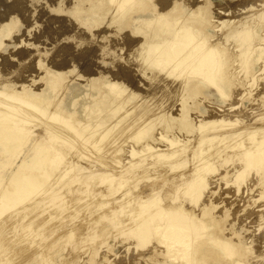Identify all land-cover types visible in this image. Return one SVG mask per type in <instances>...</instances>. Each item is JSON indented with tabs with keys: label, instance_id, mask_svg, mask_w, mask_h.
<instances>
[{
	"label": "rangeland",
	"instance_id": "1",
	"mask_svg": "<svg viewBox=\"0 0 264 264\" xmlns=\"http://www.w3.org/2000/svg\"><path fill=\"white\" fill-rule=\"evenodd\" d=\"M136 1H138V0H135V2ZM142 1L144 4L142 3L141 7H143V8H141L139 10V7H138L137 12H136V14H138V12L141 11L140 12L141 14L139 13L141 15V17H140L134 13L131 14V13L125 12L122 10V8L117 9L116 6L114 7L115 1L111 2L108 0H0V25H1L0 26V37H1L0 38V91L1 92L0 93L4 92L7 94V91H8V94L11 95V93H12V95L14 94L13 95L14 97H17V98L19 97V99H20V97L22 99H23V97H25L26 99H24V100H28L30 102H31V100H33V103L34 104L37 103V105L40 102H42V103H46V102L49 103L50 102L51 104H47V105H50V106H47L48 109L50 108L49 110L51 112H57L55 114L59 118L66 117V118H63V120H65V119L67 121L69 120L68 122L74 128H77L79 126L76 129L77 131L82 126L83 128H81V130H80V131H82L81 132L82 135H83V133L86 134L88 131L95 130L93 136L91 138H89V141L91 140L90 142L92 143V145L89 144L90 148H88V149H90L91 151L94 150L93 152H91L89 150V152H91V154H92V155L90 154L91 156L99 157L98 156V154H99L102 156V159H105V160H103L104 162L102 161V163L103 164L106 163L105 164L106 167L102 164L104 166V168L102 166L101 169H98V167L91 166V168H94L92 170L90 168V166H87V163H84L85 161H83L81 163L82 160L75 157V153H74L75 145H74V143H72L71 145L69 143L68 144L66 143L68 145V147H66L67 145L65 147H63V148H66V150L63 151V149H61V151L60 150H59V152L57 151L58 154L61 153L59 156L61 157L62 162L66 163L65 162V159H66L67 162L69 161L71 164V167L68 170L69 172L65 171L66 173L68 172V174L65 175L66 176V178H64L65 180H61L60 183L56 184V186H55V188H57L59 186L57 188V190L59 188L60 189L62 188L63 194H62L61 190L59 189V191L61 193L58 191L59 193H56V196L54 195V197L51 198L50 201H45L46 203L45 202L40 203L42 206L44 205L46 208L45 207L43 208L40 204H36L39 199H37L38 196L32 197L33 193H31L32 196L29 195L23 199V200H25V202L24 201L19 202V203L22 202L24 205L23 204L18 205L19 203L17 202L18 204H14L17 206H14V208H13L12 206L7 207L8 206L7 203H9V202H6V205H7L6 207H4V206L1 207L2 204H0V210L2 211L4 209L2 211L3 215H1L2 213L0 211V213H1L0 214V226H2V227H0V249L2 248V250H0V259H1L0 264L1 263H3V264H8V263L9 264H162L164 261H165V264H168V263L172 264L174 262L176 264V261L171 260V258H169L168 255H166L167 257L164 256L165 254H163V252H165V251L161 252L162 248L159 245L160 238H158L159 237L158 233L154 232L153 233L154 237L150 236L148 239V242L142 243V242H140V240L138 238L135 237V234H132L130 232L131 229H133L134 227H132L131 229L129 228L130 230L128 231V230H126L128 227L123 226L122 223H123V221H125V218H127L124 216L125 215L131 216L133 213V211L131 209H133V210L135 209L136 212H139V207L137 206V204H140V203L142 204L143 198L141 196H146V197H144L145 200L146 199L151 200L153 198H156L157 200H159V202L161 201V204H163V202H166V200L162 201V199H167V197L165 198L166 195L167 196L171 195L173 197L176 196L175 194H173L175 192L174 185L178 184V183H176V178H177L176 175L179 172L180 173L182 172L184 174L183 177H185V174L187 175V173H189V171H188L189 167L190 168L192 167L191 162L194 161L193 159H196V156H197L194 153L195 151L197 152L199 149H202V148L206 149V151H207L208 147H211V146L216 147L219 145L222 146V145H227V144H228V146H230L233 143H235L234 140L238 139L239 137L241 138V140L239 138L238 141L239 140L243 141L245 138H247V137L242 138L241 136H238V138H231L230 139V137H228V134H231L230 131L231 132L232 131H244V132H250L251 131V133H253V136H255L254 139L255 138L257 139L261 135V133L259 131L262 129L264 130V126L262 127V125H264V121H263L264 120V118H263L264 117V77H262V76H264V75H262V74H264V69H263V66H264V0H141V2ZM145 2H146V4H145ZM147 4H149V6ZM125 7H126V5H125ZM125 7H123V8H125ZM145 7H147L148 10L151 11V12H149V13H151V15H145V10H144ZM152 7L154 8V10L152 9ZM248 7H251V11L249 10L250 8H248ZM147 8H146V10H147ZM124 14L127 16H125ZM157 14H166L167 16L169 15L168 17L167 16L163 17L165 19H168V21L173 20V18H175L177 23H176L174 28L179 27L182 22H183L182 24L184 26H186V25L188 26L189 23H190V25L193 23H196L197 25L202 26L201 34H199L198 32H195L196 34L197 33L199 34V35L197 34L196 37L202 38L201 37L202 33L205 32L204 33L206 35V37L204 38L205 44L206 43L207 44H209V43L210 44H215V43L218 44L219 43L220 44L219 48H218V45H216L217 50L218 49L223 50L225 52V55L228 54L227 56H229L228 57L229 59L227 58L228 61H230L231 63L234 62L233 63L234 65H231L230 69L226 73L227 77L230 81V82L227 81V84L225 85V90H227L225 92H227V94L223 93V95H221L216 90H214L213 87L208 86V89H207L208 91L206 92V94H202V93L198 94L197 93L196 95H192L191 98L189 97L188 101L186 103L184 102L185 105H187L191 108L188 111L187 119L188 120L190 119L191 124H193V123H195V124L193 127L194 130H192V132H188L189 134L188 133L186 134V133L180 131L181 132L180 135L182 134L183 137L181 136V138L178 139V141H177V138L180 137L178 132H179V130H182L181 127H178V126H180L179 123H181L179 121L184 119L182 117L183 116L182 110H180V109H182V107L180 106L181 102L183 101V98H181L182 94H179V93L175 94V89H172L169 87L165 88L166 85L168 86V84L173 83L172 82L173 80L171 81V80L166 79L167 78V77H165L166 75L163 76V74H160L159 76L157 75L156 77H153V76L151 77L152 73H150L151 71H149L147 32L150 31V28H152L153 26H157L158 23L154 25V23L157 21L153 19L155 16H157ZM251 14H252V16H251ZM122 15H124V16H122ZM170 16L172 18H170ZM123 18H124V20H123ZM128 19H130V21ZM146 20H148L147 22L151 21V25L147 26ZM189 21H191L193 23H191ZM168 23L171 24L173 22L170 21ZM240 42H241V44H240ZM246 42H247V44H246ZM249 43H250V46H249ZM244 46H246V48ZM242 47H243V49H242ZM212 48L216 49L215 47H212ZM244 52H248L249 55H248V53H244ZM237 53H239V54H237ZM239 55H241V56L239 57ZM243 56L245 57V60H244ZM145 58H146V60H145ZM256 58H259V59H256ZM257 60H259V61H257ZM245 61H247V63ZM28 66H29V68H28ZM243 66L248 67V69L244 68ZM250 66H251V68H250ZM243 69L245 70V72ZM250 69L252 70L251 73L254 72L253 74L250 73ZM246 70L247 71L249 70L248 73H246ZM236 73H237V75H236ZM57 74H58V76H57ZM236 76H238V77H236ZM246 77L248 79H250L249 81L253 82V84L251 82L247 83ZM159 79H161V80L159 81ZM48 81H50V82H48ZM111 81L113 83H115L116 85L119 84L117 87H115L116 86L115 85L113 90H112V91H114L113 92L114 95L113 94L111 95V93H110L111 90L108 88L109 85L112 84ZM163 81H165V83ZM232 81L234 84L231 83ZM159 83L161 84L160 86H158ZM240 84H244V85L242 86ZM53 85H54L55 89H54ZM105 85L107 87H105ZM155 85L157 87L156 90H154L156 88ZM50 86H52V87L50 88ZM56 88L58 89V91ZM168 88L170 89V92H169V90L167 91ZM21 89H23V90H21ZM10 90H12V91H10ZM22 91H23V93H22ZM108 91H110L109 92L110 94L107 93ZM163 91H165V94L163 93ZM118 92H120V93H118ZM38 93H40V94L38 95ZM105 93L107 95H105ZM117 93L119 96H116ZM22 94H23V96H22ZM159 94L162 97L159 96ZM167 94L168 95L173 94V95H171L169 97ZM31 95H36V96L32 97ZM43 96H44V98H43ZM174 96H175V98H174ZM108 97H110V98L108 99ZM120 97H122V98L120 99ZM255 97H257V98H255ZM51 98H53V99H51ZM64 98H65V100H63ZM96 99H97V101H96ZM110 99H112V100L110 101ZM175 99H176V101H175ZM66 100H68V102H69L67 109L69 108L68 110L70 112L63 107L64 106L63 104H65L67 102ZM106 100H108V101H106ZM114 100H116V101H114ZM171 100H174L173 101L174 105L171 104L172 103ZM253 100H254V102H253ZM36 101H38V102H36ZM62 101H64V102H62ZM160 101L162 102V104ZM255 101L257 102L256 105L254 104V103H256ZM91 102H92V104H91ZM168 102H169V104H167ZM114 103L115 104L117 103L118 105L116 104L114 106ZM121 103H122V105H120ZM88 104H90L91 106ZM101 104H104L105 107H104V105H101ZM39 105H41V104H39ZM96 105H97V109L95 107ZM82 106H84V107H82ZM88 106H90V110L93 111L94 114L90 110H88L89 109ZM122 106H123V108H122ZM166 106H168L169 108L172 109V110L170 109L168 111V113H167V110L169 108L168 107L166 108ZM92 107H94V108H92ZM100 107H101V111H98L100 109ZM157 107H158V109H157ZM251 107H252V109H251ZM120 108H121V110H120ZM103 109H105V110H103ZM163 109H165L166 111ZM61 110L64 112H62ZM106 110H107V112H106ZM110 110H112V111H110ZM117 110H119V111L117 112ZM232 110H235V111H232ZM154 111L156 113H152ZM213 111H215V112H213ZM230 111H232V112H230ZM255 111L257 113H259V111H260V115L257 114ZM100 112H101V114H100ZM102 112H104V113H102ZM113 112L115 114H113ZM216 112H218V114H220V117ZM86 113H88L89 115ZM107 113H108V115H107ZM139 113L140 114L142 113L143 116L140 115ZM68 114H70V116ZM96 114H99L100 116L97 115V117H94V116H96ZM152 114H156V115H152ZM171 114H172V116H171ZM211 114L214 116H212ZM74 115H75V117H74ZM90 115H92V116H90ZM165 115H167V116L164 117ZM88 116H90L91 118ZM134 116H137L138 118H136ZM168 116H169V118H168ZM201 116H202V119H201ZM215 116L216 117L218 116L220 119L218 117H217V119L221 120V122L220 121L218 122V120L215 119L216 118ZM122 117H123V119H121ZM245 117H246V120L244 121ZM88 118H90V119L93 118V119L90 121V119H88ZM117 118H119V119H117ZM132 118H134V119H132ZM165 118H166V120H164ZM178 118H180V119L178 120ZM260 118H261V120L262 119L263 120L261 121ZM85 119H87V121ZM138 119H139V121H136ZM153 119H155V120H153ZM167 119L169 121H171L172 123H176L174 125V128L169 129V130L163 129L164 128L163 121L165 123V122H167ZM241 119H242V121H241ZM75 120L77 121V123H79V122H82V123H79V125L77 126ZM104 120H105V123H103ZM152 120H153V122L154 121H156V122L153 123ZM158 120H160V121L163 120V121L157 123ZM194 120H196V121H194ZM197 120H200V121H197ZM206 120H209L208 121L209 125L205 124V123H207ZM211 120H212V123L215 125H213V126L211 125L212 124ZM214 120L217 123H214L215 122ZM224 120H226V121H224ZM237 120H239V121H237ZM58 121L59 120L57 119L56 122L55 121H53V122H55V124H56V123H59ZM97 121L101 122V124L95 125L98 123ZM107 121H108V123H107ZM110 121L111 122L114 121V122L111 123ZM235 121H237L236 123H238L240 121L241 122L236 125ZM146 122H147V124H146ZM149 122H151V123L149 124ZM242 122H245V123H242ZM257 122L260 123V125ZM261 122H263V123H261ZM127 123H130V124H127ZM132 123H134V124H132ZM142 123L144 124V126ZM161 123H162V126H161ZM200 123H201V126H200ZM218 123H220V124H218ZM226 123H231V124L235 123V125H231V126H233V127L236 126V127H234V128L231 126L229 127V125H226ZM246 123H248V124H246ZM85 124H86V126H85ZM105 124H107V125H105ZM108 124L110 125V127L112 129L109 127ZM113 124H115V125H113ZM135 124H137V125H135ZM151 124H153V125H151ZM156 124H158V125L156 126ZM242 124H246V126L242 125ZM250 124H254V125H250ZM93 125H94V127H93ZM176 125H177V127H176ZM205 125L206 126L208 125V126L205 127ZM248 125H250V126L247 127ZM256 125H257V127H256ZM104 126H106V127H104ZM131 126H133V127H131ZM136 126H138V127H136ZM147 126H149L151 128H149V127L146 128ZM217 126H220V127L222 126L221 127L222 132H221V130H219L220 128ZM238 126H240V128ZM253 126L255 128H253ZM144 127H145V129H144ZM157 127H163V128H157ZM175 127H176V129H175ZM196 127H197V129H195ZM199 127H204L207 131L204 128L199 130ZM250 127H252L253 130ZM84 128L86 130H83ZM108 128H110V129H108ZM116 128L119 130L117 131ZM121 128H125V129H122V131H121ZM127 128H129L128 131H126ZM178 128H179V130H178ZM246 128L249 131H245ZM31 129H33V128H31ZM31 129L28 130V131H30V134H28L29 132L26 133L27 134L26 136H28L27 141L24 142V145L22 144L23 146L20 145L21 148L19 147V149H21V150L18 149V151L15 153H8V152H3V150L0 148V171L2 169L3 164H4V166L6 165L5 166L6 170H7V168H9L10 171L16 170L17 167L24 162L23 160H21V159H23L22 158L23 153H24V155H25V153H27L25 156L32 153L33 149H31L32 148L31 144H33V142L36 144V142L34 140H35L36 136L38 135V134L35 135V131H36V133H38L37 131H40V129H38L37 126L32 130L33 132L31 131ZM140 129L143 131H142L140 137L137 138L135 135L137 134V136H138V132H136V131L137 130L140 131ZM160 129H162V130H160ZM173 129H175V130H173ZM211 129H215L218 131H214ZM227 129H230V131ZM153 130L158 131L156 133H160L162 135L165 134V136L167 134L166 131H168L169 133L171 132L173 135L175 133L174 137H171V136H173L171 133L170 134L168 133L169 135H171L170 136L171 138L169 137V135H167L168 137L166 136L168 140L175 139L174 142L172 141L173 145H169L168 142H165L166 139L164 136L163 139H165V140H163V139L161 140L164 143H162L161 141H158L159 144L156 145L157 148L156 147L155 148L156 149H163L161 152H164V154H167V152L170 151L171 147H173L170 152H172L173 150L175 151V149H176L177 152L179 154H181L180 157H178V158H180L179 162L181 164H178L179 166H178V169L176 171L177 174L175 172L173 174V172L169 173V172L164 171L165 168H162V166H164L166 164V162L164 163L161 161L166 160V158L162 160L161 159L162 156H161V158L158 156L156 157L157 153H161L160 151H158L155 154H153L151 151L150 152L148 151L150 153L149 154L147 152L149 154L148 155L146 153L147 150L146 151L144 150L145 146H144V148L142 146L145 142L140 143L143 141L144 138L145 139L147 138L146 137L147 135L149 136V133H150V135H153V133H151ZM163 130L165 131L164 133H162ZM176 130H178V131H176ZM195 130H197V131H195ZM225 130L229 133H227ZM80 131H79V133H80ZM98 131H99V135L97 136ZM148 131H149V133H148ZM212 131H214V133ZM118 132H122L123 134L120 135V134H118ZM31 133H33L34 135ZM88 133L86 134V136L88 135ZM114 133L116 135H114ZM125 133H127L128 135ZM192 133H193V135L195 134L196 139H197V137L203 136V138H202L203 140L199 139L200 141H202L200 148H199V143H198L199 141H197L195 139V137L193 135H191ZM201 133H202V135H201ZM225 133H227V134L223 135ZM109 134H111V136ZM117 134L120 137H118ZM124 134H125L124 137H126L128 139L123 137ZM219 134H222V135H219ZM102 135H104V136L102 138H100ZM130 135H132V136H130ZM186 135H188V136L191 135V137L188 138V136H186ZM115 136H117V137H115ZM184 136H186L188 139ZM210 136H213L214 138L210 137ZM121 137H123V138H121ZM209 137L213 138V140H214V142H216V144L212 140H211L212 142L211 141L210 142L213 144H211L208 140ZM223 137H224V139H223L222 143L217 144L219 139H222ZM40 138L42 139L43 137H40ZM119 138H121V139H119ZM141 138H142V140H141ZM32 139H34V140L32 141ZM45 139L48 141L47 138H45ZM112 139L115 141H112ZM116 139H118L119 141L118 140L116 141ZM133 139L135 140V142ZM145 139H144V141H145ZM191 139L193 140V142ZM226 139L228 142L226 141ZM44 140L38 141L39 142L38 146L43 144V142L46 143V140L45 141ZM106 140H108V141H106ZM123 140L126 142L123 143ZM179 140H180V142H179ZM57 141L60 142L62 140L56 139L54 141L55 143H53V146L54 145L56 146ZM100 141H101V143H98ZM194 141H197V142L194 143ZM231 141H233V142H231ZM248 141L250 142L251 140L245 139L243 145L244 144H245V146L249 145ZM119 142H121V143H119ZM131 142H133L132 145H131ZM189 142H191V143L189 144ZM134 143H136L135 146H134ZM147 143L151 144V142H147ZM165 143H168V144H165ZM180 143H183V144H180ZM186 143H188L189 145H192L191 146L192 148H189L190 146ZM196 143L198 144V147H197ZM207 143H209V144H207ZM223 143H225V144H223ZM98 144H100V145H98ZM108 144H109V146H107ZM114 144H116V145H114ZM140 144H142V145H140ZM160 144L161 145L164 144L166 147L163 146V147H165V148H163ZM94 145L95 146L97 145L98 147H100L102 153L105 152V154H104L105 156L102 155V153L100 152V149L97 151L98 154L95 155L94 153H96V151L94 149ZM130 145L133 146L134 148L131 147ZM181 145L183 147L182 149H184V147L187 145L184 149L185 152H182L179 150V148L181 149ZM206 145L208 147H205ZM110 146H112V149L110 148ZM150 146H154V142H152V144ZM169 146H171L170 149H169ZM120 147H122V148H120ZM241 148H243V147H241ZM104 149L105 150L107 149L106 151L108 153ZM126 149H128V150H126ZM137 149H141V150H137ZM203 149H202V151H204ZM225 149L223 148L224 152L222 151V153L218 155V158H214L213 161H212V159L211 160L209 159L208 161L210 163H212V165H213V162L215 160L214 167L217 170H215L212 174H214L215 172L217 174L220 172H224L225 169H226V171L229 170L226 174L227 177L224 179V180H228V182H227L228 184H224L223 183L224 181L222 182V180H221V183H223V184H221L219 182V185H215L214 183L212 185V183H209V185H207L208 188L210 186H214V187H212V188L210 187L209 189H212L210 191L208 188L204 189L205 193L203 191V194H202L203 196L202 195H201L202 197L200 196L201 200L199 198L198 199L199 201L194 203V205H192L193 207L194 206L195 207L199 206V207H196V208L191 209V210L195 211L194 213L197 214V216H199V218L201 217V220L204 218L203 219L204 222L207 221L206 223L208 224V222H209V224H210V225L208 224L204 228V230L205 229H207V230H205L206 232L203 233L204 235L202 237L208 238L207 237L208 234L212 233V231H213L212 234L215 235V232H216V233H218V234H216L218 238H223L222 234L224 233L223 235L225 237L223 239L225 240L226 238H230L231 240L230 239H228V240H229V242L232 241V243L230 242L231 245L235 244L236 247L234 246L235 248L234 247L233 248L236 251L232 248L235 251V254L233 255V252H232L231 255L226 256L224 254H220V251H221L220 250L217 255H215V253L211 254L213 256V257L210 256L211 258L206 257V259H205V256H204L203 259H205L206 262H204V260L202 259L203 260V261L201 260L202 263H199L197 261L196 264H203V262L205 264L206 263L207 264H221L222 261H224V262L226 261L225 263L223 262L222 264H232L234 261L233 258L235 259L237 254L239 256L243 254L241 256L240 260L242 259L243 256L247 257V258L243 257L244 259L241 260V262L243 260L245 261V262L243 261L244 264H259L260 262H261V264H264V262H263L264 261V244H263L264 243V241H263L264 240V234H263L264 233V221L262 220V218L264 219V214H263L264 211L255 210V209H257V207L254 208L253 204H252L253 206H250L251 202L249 201V200H251V199H249L251 197L254 200L256 198L257 193H259V192L264 193V186L263 185L260 186L259 184H257V182H259L261 180H263L262 182H264V173H263L264 172V169H263L264 164L262 165L261 169H258V171L255 168L250 169L249 170L250 172L246 171L244 174L245 177L243 176L240 178L241 180L243 178H246V179H243L241 182H239V180H238L239 178L235 180V172H234L235 169H238V167H236L237 164H238V166L240 164V163H238L237 159H235L236 157H234V156H236V154L238 152H237V150H235V148L234 149L232 148L234 151L230 147L225 148ZM72 150H73V152H72ZM115 150H116V152H114ZM134 150L135 151L137 150V151L134 152ZM132 151L134 152V154H132ZM139 151H141V152H139ZM165 151H167V152H165ZM65 152H70L71 156L68 153L65 154ZM177 152H176V155H177ZM136 153H138V154H136ZM143 153H145L144 154L145 156L143 155ZM62 154H64V155H62ZM139 154L141 155V157L143 159L142 158L140 159ZM190 154H191V156H193V155H196V156H193V158H192L191 156H189ZM231 154H232V157H231ZM65 155H66V158H65ZM184 155L189 159H187ZM223 155H224V157L225 156H227V157L224 158ZM16 156H18V157H16ZM111 156H113L112 160H111ZM153 156L156 158L151 159ZM209 156H211V155H209ZM12 157H13V160L16 158L14 160V162H12ZM103 157H107L110 159H108L109 161H106L107 159L103 158ZM132 157H135L137 159L139 158V160L134 159ZM146 157H147V159H146ZM148 157L149 158L151 157V158L149 159ZM219 157H221V159H219ZM4 158H6V159H4ZM70 158L72 160H70ZM222 158L224 159V162H225L224 164H223ZM227 158H228L227 161L229 162V163L227 162L228 165L225 161ZM145 159L147 161H149V160H151V161H149V162L144 161ZM9 160L11 161V163ZM73 160H75V162H76L74 164V166L76 168L74 166H72L73 165L72 163H74ZM79 160H80V162H79ZM110 160H111V162H110ZM113 160H115L116 163H112V162H114ZM130 160H133V161L131 162ZM153 160L155 162H153ZM125 161H127V162H125ZM138 161H139V163H138ZM217 161L219 162V164H220V162H222L223 165H219ZM231 161L234 163H232ZM7 162H9L8 163L9 165L6 164ZM77 163L78 164L81 163V165H78V168H77ZM107 163H109V164H107ZM121 163H125L123 166L121 165L123 167V170L126 169L125 171H123L121 169L122 167L119 165ZM133 163L135 164L134 166H133ZM136 163H138V165ZM59 164L61 167H57V168H62L63 163L62 164L59 163ZM113 164L115 165L114 169H116L115 170L116 172L112 168V167H114ZM141 164L145 165V166H142ZM148 164L150 166L152 165L153 167H150ZM216 164L218 165L217 167H216ZM229 164L231 166H229ZM10 165H12V166H10ZM232 165H234V166H232ZM84 166H85V168H84ZM119 166H120V169H119ZM136 166H138V168ZM226 166H227V168H226ZM117 167H118V169H117ZM126 167L129 170H127ZM134 167H135L134 170H136V169H138V170L141 169V170L139 172L136 170V172H135L133 170ZM143 167L144 168L146 167L145 169L150 167L149 169L152 171H149V169L146 170L147 173L149 172V175L148 174L146 175V173L144 171L145 169ZM182 167H183V169H181ZM229 167H231V168H229ZM73 168H75V169L73 170ZM79 168H80V172H82V173L78 172ZM179 168L181 169V171H179ZM89 169H90V171H95V170L97 171V172L95 171V173L93 175H91V177L92 178L98 177L97 178L98 182L95 180L96 178H94V180H92L93 182L91 181L90 178H88L90 181L87 179V176L90 175ZM111 169L113 170V172L112 171L110 172ZM98 170L99 171L101 170V172L99 173ZM117 170H120V171L122 170L123 172L122 171L120 172ZM159 170H161L162 172ZM107 171L110 173V175L107 174ZM131 171H132V173H131ZM155 171H159L158 173H164V174H161V176L158 177V175H160V174H157V172L155 173ZM74 172H76V173H74ZM134 172H135V174H133ZM247 172H248V174H247ZM257 172H259V173H257ZM7 173H8V171H7ZM7 173H6V175L3 174L2 177L0 178L1 179L0 183H2V184H0V188H4L7 184L6 182L10 179V177H8ZM69 173H70V175H69ZM96 173H99V174H96ZM113 173L114 174L117 173V174H115L116 177L111 176V175H113ZM125 173L129 177V178L128 177L125 178V180H130V181H125V180L123 181L124 177H126ZM139 173H141L142 175ZM216 173L214 176H217ZM236 173H238V171ZM75 174H78V175H75ZM80 174H82V175H80ZM103 174L106 177L108 175V178H105L103 176ZM123 174L125 176H123ZM154 174L156 176L153 178L152 176H154ZM72 175H74V176H72ZM85 175H87V176H85ZM94 175H96V176H94ZM173 175H175V178L172 177ZM120 176H123L122 177L123 179H119V178H121ZM137 176H141V177H137ZM162 176H165V177H162ZM168 176H171V178H169ZM214 176L208 175V179L210 177L213 178ZM230 176L231 177L233 176V177L231 178ZM101 177H102V179H101ZM166 177H168V178H166ZM2 178H3V180H2ZM53 178L55 179L56 176L53 175ZM74 178H75V180H73ZM83 178H85L84 181H83ZM110 178H112V180H109L110 181L109 182L108 179H110ZM114 178H118L119 183H117L118 179H114ZM137 178H138V180H137ZM165 178H166V180H165ZM48 179L49 180H46L47 184H48V182H51V181L53 182V180H54V179L51 180L50 178H48ZM99 179L101 182L99 181ZM145 179L146 180H149V179L153 180L154 179L155 182H154V180L153 181L151 180L150 181L151 183L149 184V182L145 181ZM169 179H170V182H172L174 179L175 180L171 184L169 182ZM178 179L179 178H177V180ZM66 180H67L68 184L70 183V181L73 180V182H71L72 187H75V185H76L75 182H78L76 185V188L72 189V187H70L71 186L70 184L68 186L66 183ZM133 180H136V181H133ZM164 180L166 182L168 181L169 184H165L166 182ZM233 180H235V182L236 183L238 182V183L236 184L235 182H232ZM105 181H107V182H105ZM131 181L133 183H131ZM80 182H82V185ZM90 182L92 184H90ZM112 182L114 183V185ZM129 182H130V184H129ZM139 182H141L143 184V188H145V189L141 188L142 184L141 183L139 184ZM247 182L249 184H246ZM93 183H95V184H93ZM146 183H148L149 185L146 186L147 185ZM157 183L159 186L157 185ZM173 183H175V184H173ZM179 183H181V181ZM232 183H233V185H232ZM241 183H243L245 185H242ZM251 183H253L252 185H254L253 190L254 189L256 190V191L252 190L256 194L255 196L253 195L254 193H252V191H251L252 194L251 193L247 194V190L245 191L246 187L251 185ZM78 184H80V186ZM98 184H99V186L101 184V187H103L104 190L101 189V187H98ZM105 184H109V185H105ZM121 184H122V187H121ZM125 184L127 186L131 185L132 187L131 186L127 187ZM60 185H63L64 188L66 187L65 189L67 190V192ZM91 185H92V187H91ZM94 185H96V188L94 187ZM134 185H136V186H134ZM138 185L141 186V187H139L140 189L137 188ZM150 185L153 188H156L157 190L154 189L153 196L152 197L150 196L147 198V195H145L146 194L145 192L147 191L146 189H149ZM156 185H157V187H156ZM165 185H168V187L166 186L167 190L164 189ZM43 186H48V185H43ZM82 186L86 187V188H83L85 191L84 193H83ZM89 186H90V188H89ZM104 186H106V187L108 186L107 187L108 191L106 190V187H104ZM113 186H115V187H113ZM123 186L126 188H124ZM151 186H150V188H152ZM217 186L219 188L215 189V188H217ZM220 186L225 187V188L223 189ZM234 186H236V187H234ZM117 187L119 188L118 189L119 191H116ZM120 187L123 189V192H120L122 190ZM134 187H136V188H134ZM179 187H178L179 190H178L177 200L182 198L181 192H180V189H182V185H180ZM69 188L71 189L70 190L71 192L69 191ZM129 188H130V190H129ZM172 188H174V189H172ZM239 188H241V189H239ZM260 188L262 189V191L259 190ZM87 189H89V191ZM90 189H91V191H93L95 193L93 194V192H90ZM94 189H95V191H94ZM109 189H111V190H109ZM124 189L125 190L127 189V191H125ZM142 189H143V191H141ZM237 189H239V190H237ZM242 189H244V190H242ZM101 190H103V191H101ZM137 190H138V192H136ZM161 190H163L164 192L162 193ZM215 190H217V191H215ZM109 191H110V193H109ZM133 191H134V193L135 192L136 193L134 194ZM165 191L166 192L170 191V192H168L166 194ZM171 191H172V194H171ZM211 191H213V193L210 194L209 200L213 196H215V197L212 198L213 203L212 202H211L212 204L210 203L211 207L210 206H208V207L209 208H212V206H215V207L218 206V207L217 208L214 207L213 212H211L212 211L211 209H209V211H208V207H206L207 210L204 209V211L206 210V212L204 213V211H203L201 213L200 209H199L200 205L204 204L205 202L207 203V195H208V192H211ZM232 191H235V192H232ZM72 192H76V194H79V192H80V194L76 195L75 193H72ZM88 192H89V194H88ZM104 192L106 194H110V196L109 195L103 196L105 194ZM127 192H128V194L130 193L129 196H127V194H126ZM179 192H180V194H179ZM217 192H219V193H217ZM221 192L222 193L231 192V193H229V196H230V194L231 195L238 194L236 196V198L239 196L238 200H240V201L239 202L235 201L234 205H233L232 201L227 200V197H225L223 199V202H221L222 201L221 199L223 198V196H222L223 194ZM241 192H243V194ZM90 193L93 196H90ZM138 193H141L144 195H141ZM239 193L242 195H239ZM74 194L76 196H74ZM95 194H97V196L94 197ZM100 194H102V195L100 196ZM113 194H115L116 196L120 194L119 195L120 198L119 197L116 198V196L115 195L113 196ZM131 194L133 196L138 194V195H136V197H134L135 198L134 202L136 201L135 205L137 207L135 205H133L134 204V202H133L134 198ZM34 195H36V194H34ZM57 195L60 196L59 197L60 198L59 199V205L62 204V206L65 207L64 209L60 208V209H63V211L61 210V212L59 210H57V208L54 209V207H51V209H50L51 204L48 203V202H51L52 200H54L55 197H57ZM69 195H70L71 199L69 198ZM85 195H86V198L84 197ZM217 195L222 196V197L216 198ZM77 196H79V197H77ZM98 196H100L102 199ZM108 196H109L110 200L107 198ZM158 196H162L164 198L161 199ZM243 196L246 200L249 199L247 201L249 203L243 202V199H244ZM26 198H28V199L32 198L33 200L31 199L32 200L31 202H33V201L34 202L29 203L28 201H30V200H26ZM34 198H36V200H34ZM96 198H98V200H96ZM106 198L111 202H109ZM114 198H116V199H114ZM121 198H122L123 202L124 201L126 202L127 200H129L131 202L129 204H126L125 207L121 206L123 208L120 210L119 208H121V207L117 206L118 203L116 202V205L115 204L113 205V202L121 200ZM138 198L140 199L141 202L139 201L137 203V201L139 200ZM214 198H215V200H214ZM204 199H205V201H204ZM60 200L62 203L60 202ZM65 200H68V201H66V203H65ZM78 200H79V202H78ZM83 200H84V202H83ZM93 200H94V202H93ZM145 200L143 199V205H145L144 204ZM98 201H100V202H98ZM216 201H217V203H216ZM224 201H226L227 203L229 202L228 205ZM69 202L70 203L72 202L71 205ZM73 202H75L77 206H75V203H73ZM81 202L84 204H81ZM146 202H147V200H146ZM261 202L262 201H260L259 203H261ZM34 203H35V205H34ZM97 203H99V204L97 205ZM218 203H220V204L217 205ZM32 204H33V206H32L33 209L31 208ZM87 204H90V205H87ZM244 204H245V208L243 207ZM86 205H87V207H86ZM103 205L107 206V207L105 206V208L107 210L106 209L101 210V209H103ZM109 205H111L112 207H110ZM35 206H36V208H35ZM80 206H82V207H80ZM83 206H84V208H83ZM41 207H42V209H41ZM77 207L79 209L82 208L83 211H82V209H80L81 211L78 213L79 209ZM96 207H98V208H96ZM126 207H128L129 209H127ZM147 207H149L148 204L144 208L148 209ZM7 208L8 209L11 208V210L6 211V210H8ZM28 208H30L31 210ZM37 208L39 210L40 209L41 210L39 211ZM47 208H49V209H47ZM52 208L54 209L53 210L54 212L52 211ZM67 208H68V211L70 210L68 213L66 212ZM90 208H92V209H90ZM243 208L246 209L247 211L244 210ZM89 209L95 210V211H90ZM96 209H100V211L97 210L98 212H100V214L96 213L97 212ZM108 209L111 212L108 211ZM112 209H114V210L116 209L117 213L115 211H112ZM123 209H125V210H123ZM64 210H65V212H64ZM86 210H89V211H87V213H89V214L86 213ZM243 211H245V212H243ZM18 212H20V213H18ZM82 212H83V215H82ZM114 212L118 216H116ZM119 212H122L121 214H123V215H121ZM123 212H125V214ZM129 212L131 215L128 214ZM249 212L251 213V215H249ZM259 212H261V213H259ZM103 213H105V214H103ZM208 213H210L212 215V218L213 217L214 218L208 219L207 215L209 217H211V215H209ZM21 214H23V215H21ZM36 214H37V216H36ZM97 214H99V215H97ZM110 214H114L115 216L112 215V217H110L111 216ZM119 214H120V216H122V218L120 217L121 219H123L122 221L120 218H118ZM256 214L258 215V217L256 218L258 221L255 219ZM259 214L261 215L260 219H259V216H260ZM103 215L105 216V220H108L107 222L104 221ZM200 215H202V216H200ZM214 215L217 217L219 216L220 218L219 217L217 218ZM247 215H249V216H247ZM96 216H97L96 219L99 218L98 221L95 220ZM98 216H100V217H98ZM19 217H20V219H19ZM88 217H89V219H87ZM102 217H103V220H102ZM114 217H115V219L118 218L120 220L116 219V221H115V220H113ZM249 217H252V218H249ZM81 219H82V221H81ZM84 219H86V220H84ZM92 219L95 222H93ZM100 219H101V221H100ZM111 219L113 222H115V224L111 223ZM31 220H33V221H31ZM88 220H90V221L88 222ZM208 220H210V221H208ZM211 220H212V222H211ZM218 220H220V221H218ZM96 221L99 223H96ZM118 221H120L122 223H120V222L118 223ZM249 221H252V224ZM86 222H88V223H86ZM102 222H103L104 226L102 225ZM126 222H124V224L126 223L125 225H127L129 223V221L127 219H126ZM213 222H216V224ZM92 223L97 224V225L92 226L91 225ZM109 223H111V224H109ZM116 223H117V225H116ZM212 223L214 225H212ZM258 223H260V224H258ZM40 224H42V225H40ZM43 224H45V225H43ZM120 224H122L121 226H123V228H126L125 229L126 231L122 230L123 228L120 226ZM107 225H109V227H111V226L112 227L108 228ZM129 225L131 227V223H129L128 226ZM215 225H217L218 227ZM41 226H42V228H41ZM97 226L98 227L101 226L102 231L101 230L98 231L101 228L99 227V229H98ZM118 226H119V228H117ZM90 227L92 230L89 229ZM92 227L93 228L97 227V228L93 229ZM209 227L212 231L209 229ZM113 228H117L116 231L118 233ZM118 229H119V231H118ZM224 229H225V231H224ZM120 230L122 231L123 234L120 232ZM221 230H223V231H221ZM247 230H249V231H247ZM250 230H251V232H250ZM125 233H127V235ZM205 233H208L207 236H205L206 235ZM219 233H221V234H219ZM235 233L238 235L235 236ZM153 234H152V236H153ZM231 234L233 236H231ZM243 234H246V235H243ZM130 235H133V236H130ZM234 236H235V238H234ZM243 236H245V237H243ZM202 237H200V238H202ZM237 237H238V239H237ZM260 237L261 238L263 237V239H261ZM27 238L28 239L30 238V239L28 240ZM156 238H158V240ZM256 238L258 239V241L256 240ZM244 239H245V241H244ZM22 240H25V241L23 242ZM204 240H206V239L204 238ZM157 241H159V243L156 244ZM135 242L137 243L136 245H135ZM27 243L29 245H27ZM141 244H143V245H141ZM155 244L157 246L158 245L159 246L157 247V246H155ZM238 244H240V245H238ZM237 245H238V247H237ZM35 246H37V247H35ZM239 246H243L246 249L241 247L242 249L240 248L241 249V251H240ZM24 251H25L26 255L27 254H29V255L26 256L24 254ZM34 251H35V253H34ZM20 252H22V253H20ZM237 252H239V253H237ZM240 252H242V253H240ZM247 252H248V254H246ZM79 254H82V255H79ZM206 255H208V253ZM161 256H163V258ZM225 256L227 258H224ZM231 256L232 257L234 256V257L232 258ZM219 257H221L222 259ZM255 257H257V258H255ZM260 257L263 260H261ZM164 258H166V259L163 260ZM207 258H208V261H207ZM230 258H231V261L229 260ZM217 259H219L221 262ZM255 259H257L258 261L260 260V261L258 262ZM161 260H162V262H161ZM177 263L180 264L181 261L180 262L177 261ZM181 264H183V262ZM233 264H241V263H236L234 261Z\"/></svg>",
	"mask_w": 264,
	"mask_h": 264
},
{
	"label": "bare ground",
	"instance_id": "2",
	"mask_svg": "<svg viewBox=\"0 0 264 264\" xmlns=\"http://www.w3.org/2000/svg\"><path fill=\"white\" fill-rule=\"evenodd\" d=\"M108 1H111V2H114L115 4H114V7L116 6V8L117 9H121L122 8V10L123 11H125V12H128V13H134V14H136V12H137V8L139 7V10L141 9V8H143V7H141V4L143 3V1L141 2V0H138V1H136L135 2V0H108ZM147 2V1H146ZM146 2H145V4H146ZM110 3V2H109ZM144 4V3H143ZM125 5H126V7H125ZM148 6H149V4H147ZM123 7H125V8H123ZM151 7V6H150ZM131 10H130V9ZM146 8L147 7H145V15H151V13H149V12H151L150 10H148V8H147V10H146ZM248 8H250L249 10L251 11V7H248ZM152 9L154 10V8L152 7ZM129 10V11H128ZM152 10V11H153ZM118 11V10H117ZM121 11V10H120ZM141 11H139L138 12V14H136V15H138V16H140L141 17V13H140ZM143 12V11H142ZM154 12V11H153ZM253 12V11H252ZM124 13V12H123ZM140 13V14H139ZM126 14V13H125ZM124 14V15H125ZM124 15H122V16H124ZM125 16H127V15H125ZM154 16V15H153ZM166 17L167 15L166 14H157V16H155L153 19L154 20H156L157 22H155L154 23V25L155 24H157V26H153L152 28H150V31H148L147 32V46H148V61H149V71H151L150 73H152V75H151V77L153 76V77H156L157 75L159 76L160 74H163V76L164 75H166L165 77H167L166 79L167 80H173L172 82L173 83H170V84H168V86L166 85L165 86V88L166 87H169V88H172V89H175V94L176 93H179V94H182L181 95V98H183V101L181 102V104H180V106L182 107V109H180V110H182V114H183V120H181V121H179V122H181V123H179L180 124V126H178V127H181L182 128V130H179V128H178V130H179V135H180V131H182V132H184V133H188V132H192V130H194L193 129V127H194V124L195 123H193V124H191V122H190V119L188 120L187 119V117H188V111H189V109H191L189 106H187V105H185V103L188 101V98L190 97H192V95H196L197 93L198 94H206V92L208 91L207 89H208V86H211V87H213L214 88V90H216L219 94H221V95H223V93L225 94H227V92H225V91H227V90H225V85L227 84V81L228 82H230L229 81V79H228V77H227V71L230 69V67H231V65H234L233 63H231L230 61H228V57L229 56H227L228 54H226L225 55V52L223 51V50H217V46L216 45H218V48H219V46H220V44L218 43H215V44H205V40H204V38L206 37V35L204 34V33H202V38H199V37H196L197 36V34L199 33V34H201V30H202V26H199V25H197L196 23H193V22H191V21H189V22H191V23H193V24H191L190 25V23H189V25L187 26H184L182 23H181V25L179 26V27H177V28H174L175 27V25H176V23H177V21H176V19L175 18H173V20H169L168 21V19H165V18H163V17ZM169 16V15H168ZM167 16V17H168ZM251 16H252V14H251ZM126 18V17H125ZM128 18V17H127ZM170 18H172L171 16H170ZM158 19V20H157ZM123 20H124V18H123ZM127 20V19H126ZM125 20V21H126ZM129 21H130V19H128ZM133 20V19H132ZM137 21V20H136ZM148 20H146V22H147ZM173 22V23H171V24H169L168 22ZM127 22V21H126ZM128 24V23H127ZM124 25V24H123ZM148 25H151V21H149V22H147V26ZM1 26V25H0ZM6 27V26H5ZM127 27V26H126ZM2 28V27H1ZM195 28V29H194ZM201 28V29H200ZM8 29V28H7ZM122 30V29H121ZM4 32V31H3ZM7 32V31H6ZM195 32H198L197 34L195 33ZM5 33V32H4ZM136 33V32H135ZM3 34V33H2ZM198 34V35H199ZM4 36V35H3ZM2 36V37H3ZM1 38V37H0ZM246 41V40H245ZM248 42V41H247ZM247 42H246V44H247ZM145 44V43H144ZM240 44H241V42H240ZM243 44V43H242ZM245 44V45H246ZM252 44V43H251ZM240 46V45H239ZM248 46V45H247ZM249 46H250V43H249ZM248 46V47H249ZM212 47H215L216 49H214V48H212ZM222 47V46H221ZM241 47V46H240ZM245 48H246V46H244ZM247 47V48H248ZM242 49H243V47H242ZM263 49V48H262ZM239 50V49H238ZM248 50V49H247ZM252 50V49H251ZM250 50V51H251ZM261 52V51H260ZM244 53H248V52H244ZM237 54H239V53H237ZM242 54V53H241ZM245 55V54H244ZM248 55H249V53H248ZM227 56V57H226ZM238 56V55H237ZM241 55H239V57H240ZM238 57V58H239ZM244 57V56H243ZM242 57V58H243ZM228 58V59H227ZM249 58V57H248ZM247 59V58H246ZM251 59V58H250ZM255 59V58H254ZM256 59H259V58H256ZM145 60H146V58H145ZM241 60V59H240ZM239 60V61H240ZM243 60V59H242ZM244 60H245V57H244ZM250 61V60H249ZM257 61H259V60H257ZM242 62V61H241ZM240 62V63H241ZM246 63H247V61H245ZM243 63V62H242ZM241 63V64H242ZM248 65V64H247ZM233 67V66H232ZM240 67V66H239ZM244 68H246V69H248V67H245V66H243ZM28 68H29V66H28ZM234 68V67H233ZM250 68H251V66H250ZM146 69V68H145ZM263 69H264V66H263ZM46 70V69H45ZM242 70V69H241ZM244 70V69H243ZM249 71V70H248ZM248 71L246 70V73H248ZM251 69H250V73H251ZM53 72V71H52ZM240 72V71H239ZM244 72H245V70H244ZM254 73V72H253ZM253 73H251V74H253ZM236 75H237V73H236ZM262 75H264V74H262ZM57 76H58V74H57ZM245 76V75H244ZM247 76V75H246ZM251 76V75H250ZM253 76V75H252ZM54 77V76H53ZM170 77V78H169ZM236 77H238V76H236ZM262 77H264V76H262ZM41 78V77H40ZM56 78V77H55ZM61 78V77H60ZM242 78V77H241ZM247 78V77H246ZM252 78V77H251ZM255 78V77H254ZM57 80V79H56ZM161 79H159V81H160ZM250 79H248L247 78V83H250L251 81H249ZM263 80V79H262ZM54 81V80H53ZM108 81V80H107ZM110 81V80H109ZM249 81V82H248ZM48 82H50V81H48ZM60 82V81H59ZM112 82V81H111ZM164 83H165V81H163ZM256 82V81H255ZM36 83V82H35ZM53 83V82H52ZM167 83V82H166ZM231 83H233V81L231 82ZM252 84H253V82H251ZM118 84V83H117ZM155 84V83H154ZM234 84V83H233ZM238 84V83H237ZM107 85V84H106ZM105 85V87H107ZM116 84L115 83H113L112 82V84H110L109 85V89L111 90V92L110 91H108L107 93L108 94H110L111 93V95L113 94V92L114 91H112L113 90V88H114V86H115ZM119 85V84H118ZM118 85H116L115 87H117ZM152 85V84H151ZM158 85V84H157ZM161 84L159 83V85L158 86H160ZM170 85V86H169ZM240 85H244V84H240ZM246 85V84H245ZM248 85V84H247ZM56 86V85H55ZM46 87V86H45ZM44 87V88H45ZM52 86H50V88H51ZM53 87H54V85H53ZM60 87V86H59ZM58 87V88H59ZM155 87H156V85H155ZM249 87V86H248ZM252 87V86H251ZM250 87V88H251ZM104 88V87H103ZM120 88V87H119ZM167 89V91L169 90V92H170V89ZM237 88V87H236ZM239 88V87H238ZM247 88V87H246ZM10 89V88H9ZM54 89H55V87H54ZM53 89V90H54ZM57 89V88H56ZM69 89V88H68ZM105 89V88H104ZM157 89V87L154 89V90H156ZM159 89V88H158ZM245 89V88H244ZM21 90H23V89H21ZM25 90V89H24ZM49 90V89H48ZM99 90V89H98ZM115 90V89H114ZM117 90V89H116ZM153 90V91H154ZM10 91H12V90H10ZM57 91H58V89H57ZM71 91V90H70ZM76 91V90H75ZM96 91V90H95ZM119 91V90H118ZM173 91V90H172ZM245 91V90H244ZM243 91V92H244ZM1 92V91H0ZM47 92V91H46ZM52 92V91H51ZM110 92V93H109ZM155 92V91H154ZM168 92V93H169ZM250 92V91H249ZM4 93V92H3ZM0 93V148L3 150V152H8V153H15V152H17L18 151V149H19V147H20V145L21 146H23L24 145V142H26L27 141V137L28 136H26L27 134L26 133H28V134H30V131H28L29 129H31V128H35L36 126L38 127V129H40V131H37L38 133H36V131H35V135H37L36 136V138H35V140L34 139H32V141L34 140L35 142H36V144L33 142V144H31L32 145V148L31 149H33V151H32V153L31 154H28L27 156H25L27 153H25V155H24V153H23V156H22V158L23 159H21V160H23L24 162L21 164V165H19L18 167H17V169L16 170H11L10 171V169L9 168H7V170L5 169V166H4V164L2 165V169H1V171H0V178L2 177V175L3 174H5L6 175V173H7V171H8V177H10V179L6 182L7 184H6V186L4 187V188H0V204H2L1 205V207L2 206H4V207H6L7 205V207H13L14 208V206H17V205H14V204H18L20 201H24L25 202V200H23L25 197H27V196H32L31 195V193H33V196L32 197H36V196H38V198L37 199H39L38 201H37V203L36 204H40V203H44L45 201H50V199L51 198H53L54 197V195L56 196V193H59L60 191H59V189L57 190V188L59 187L58 185V187L57 188H55V186H56V184H59L60 183V181L61 180H65L64 178H66V174H68V170H69V168L71 167V164H70V162L68 161L67 162V160L65 159V162L66 163H64V162H62L61 161V157L59 156L61 153H59L58 154V152H59V150L61 151V149H63V151L64 150H66V148H63V147H65L68 143L71 145L72 143H74V145H75V150H74V153H75V157H77L78 159H80V160H82L81 161V163L83 162V161H85L84 163H87V166H90V168H91V166H94V167H98V169H101L102 168V166L104 165L105 166V164L106 163H102V161L103 160H105V159H102V156L101 155H99L98 153H97V151L100 149V147H98L97 145L95 146L94 145V149H95V151H96V153H94L95 155H97L98 154V156L99 157H96L95 155V157H93V156H91L92 154H91V152H93V151H91L90 149H88V148H90V146H89V144H91L92 145V143L89 141V138H91L92 136H93V134H94V131L95 130H91V131H88L87 133H88V135L86 136V134L85 133H83V135H82V131H80L81 130V128H83L82 126H81V128H79V130L77 131L76 129L79 127L78 125H79V123H82V122H79V123H77V121L75 120V122H76V124H77V128H74L66 119L65 120H63V118H66V117H61V118H59L55 113H57V112H51L49 109H48V107L47 106H50V105H47V104H51L50 102L48 103V102H46V103H42V102H40V103H38V105H37V103H33V100H31V102L30 101H28V100H24V99H26L25 97H23V99L20 97V99H19V97L17 98V97H14L13 95H12V93H11V95L10 94H8V91H7V94L6 93ZM10 93V92H9ZM21 93V92H20ZM22 93H23V91H22ZM53 93V92H52ZM118 93H120V92H118ZM118 93H117V95L116 96H119L118 95ZM153 93V92H152ZM156 93V92H155ZM160 93V92H159ZM163 93L165 94V91H163ZM25 94V93H24ZM40 93H38V95H39ZM66 94V93H65ZM157 94V93H156ZM178 94V95H179ZM17 95V94H16ZM19 95V94H18ZM26 95V94H25ZM37 95V96H38ZM105 95H107L106 93H105ZM114 95V94H113ZM163 95V94H162ZM168 95V94H167ZM166 95V96H167ZM171 95H173V94H171ZM171 95H168L169 97L171 96ZM22 96H23V94H22ZM28 96V95H27ZM32 97H35L36 95H31ZM101 96V95H100ZM104 96V95H103ZM159 96H161L160 94H159ZM245 96V95H244ZM31 97V98H32ZM162 97V96H161ZM168 97V98H169ZM206 97V96H205ZM30 98V99H31ZM43 98H44V96H43ZM66 98V97H65ZM65 98L63 99V100H65ZM100 98V97H99ZM110 97H108V99H109ZM114 98V97H113ZM118 98V97H117ZM116 98V99H117ZM122 97H120V99H121ZM165 98V97H164ZM172 98V97H171ZM174 98H175V96H174ZM226 98V97H225ZM242 98V97H241ZM255 98H257V97H255ZM33 99V98H32ZM40 99V98H39ZM51 99H53V98H51ZM50 99V100H51ZM59 99V98H58ZM173 99V98H172ZM35 100V99H34ZM72 100V99H71ZM102 100V99H101ZM105 100V99H104ZM112 99H110V101H111ZM160 100V99H159ZM255 100V99H254ZM254 100H253V102H254ZM49 101V100H48ZM59 101V100H58ZM67 102L65 103V104H63L62 106L65 108V109H67V107H68V100H66ZM95 101V100H94ZM96 101H97V99H96ZM95 101V102H96ZM106 101H108V100H106ZM114 101H116V100H114ZM164 101V100H163ZM166 101V100H165ZM168 101V100H167ZM172 101V103L171 104H173L174 102V100H171ZM175 101H176V99H175ZM257 101V100H256ZM255 101V102H256ZM259 101V100H258ZM36 102H38V101H36ZM62 102H64V101H62ZM72 102V101H71ZM75 102V101H74ZM113 102V101H112ZM122 102V101H121ZM129 102V101H128ZM161 102V101H160ZM185 102V103H184ZM54 103V102H53ZM105 103V102H104ZM39 104H41V105H39ZM91 104H92V102H91ZM95 104V103H94ZM98 104V103H97ZM111 104V103H110ZM113 104V103H112ZM117 104V103H116ZM115 103H114V106L116 105ZM124 104V103H123ZM158 104V103H157ZM161 104H162V102H161ZM167 104H169V102L167 103ZM170 104V105H171ZM192 104V103H191ZM255 105L257 104V102L256 103H254ZM87 105V104H86ZM88 105H90V104H88ZM100 105V104H99ZM98 105V106H99ZM101 105H104V104H101ZM118 105V104H117ZM120 105H122V103L120 104ZM147 105V104H146ZM174 105V104H173ZM225 105V104H224ZM228 105V104H227ZM226 105V106H227ZM252 105V104H251ZM254 105V106H255ZM262 105V104H261ZM85 106V105H84ZM84 106H82V107H84ZM91 106V105H90ZM90 106H88L89 107V109L88 110H90ZM94 106V105H93ZM163 106V105H162ZM253 106V107H254ZM56 107V106H55ZM96 107V109H97V105L95 106ZM104 107H105V105H104ZM120 107V106H119ZM159 107V106H158ZM158 107H157V109H158ZM168 106H166V108H167ZM171 107V106H170ZM195 107V106H194ZM92 108H94V107H92ZM91 108V109H92ZM122 108H123V106H122ZM161 108V107H160ZM165 108V107H164ZM169 108V107H168ZM193 108V107H192ZM196 108V107H195ZM233 108V107H232ZM250 108V107H249ZM262 108V107H261ZM69 109V108H68ZM67 109V110H68ZM74 109V108H73ZM95 109V110H96ZM119 109V108H118ZM144 109V108H143ZM153 109V108H152ZM162 109V108H161ZM171 108H169L168 110H167V113H168V111L170 110ZM194 109V108H193ZM227 109V108H226ZM235 109V108H234ZM251 109H252V107H251ZM49 110V111H48ZM93 110V109H92ZM94 110V111H95ZM103 110H105V109H103ZM115 110V109H114ZM120 110H121V108H120ZM163 110H165V109H163ZM172 110V109H171ZM222 110V109H221ZM258 110V109H257ZM256 110V111H257ZM260 110V109H259ZM56 111V110H55ZM62 111V110H61ZM69 111V110H68ZM91 111V110H90ZM98 111H101V107H100V109L98 110ZM110 111H112V110H110ZM109 111V112H110ZM119 110H117V112H118ZM166 111V110H165ZM191 111V110H190ZM209 111V110H208ZM207 111V112H208ZM216 111V110H215ZM215 111H213V112H215ZM219 111V110H218ZM228 111V110H227ZM232 111H235V110H232ZM232 111H230V112H232ZM252 111V110H251ZM255 111V112H256ZM62 112H64V111H62ZM70 112V111H69ZM92 113H93V111H91ZM105 112V111H104ZM104 112H102V113H104ZM106 112H107V110H106ZM123 112V111H122ZM163 112V111H162ZM197 112V111H196ZM250 112V111H249ZM72 113V112H71ZM96 113V112H95ZM99 113V112H98ZM152 113H156L155 111L154 112H152ZM159 113V112H158ZM194 113V112H193ZM212 113V112H211ZM217 114H218V112H216ZM242 113V112H241ZM257 113V112H256ZM255 113V114H256ZM74 114V113H73ZM81 114V113H80ZM86 114H88V113H86ZM91 114V113H90ZM94 114V113H93ZM100 114H101V112H100ZM113 114H115L114 112H113ZM117 114V113H116ZM140 114V113H139ZM164 114V113H163ZM181 114V113H180ZM199 114V113H198ZM222 114V113H221ZM250 114V113H249ZM257 114H259L260 115V111H259V113H257ZM263 114V113H262ZM261 114V115H262ZM69 116H70V114H68ZM89 115V114H88ZM97 115H99V114H96V116H94V117H97ZM107 115H108V113H107ZM140 115H142V113L140 114ZM152 115H156V114H152ZM212 115V114H211ZM219 115V117H220V114H218ZM253 115V114H252ZM251 115V116H252ZM60 116V115H59ZM62 116V115H61ZM86 116V115H85ZM90 116H92V115H90ZM90 116H88V117H90ZM100 116V115H99ZM138 116V115H137ZM137 116H134V117H136V118H138ZM143 116V115H142ZM167 115H165L164 117H166ZM171 116H172V114H171ZM198 116V115H197ZM212 116H214V115H212ZM234 116V115H233ZM236 116V115H235ZM74 117H75V115H74ZM124 117V116H123ZM123 117L121 118V119H123ZM163 117V116H162ZM161 117V118H162ZM200 117V116H199ZM216 117V116H215ZM218 117V116H217ZM217 117L215 118L216 120H218L217 119ZM218 117V118H219ZM91 118V117H90ZM90 118H88V119H90ZM105 118V117H104ZM107 118V117H106ZM135 118V119H136ZM158 118V117H157ZM156 118V119H157ZM168 118H169V116H168ZM192 118V117H191ZM195 118V117H194ZM209 118V117H208ZM258 118V117H257ZM264 118V117H263ZM59 120L58 122L59 123H56L55 124V122H56V120ZM69 119V118H68ZM76 119V118H75ZM93 119V118H92ZM92 119H90V121L92 120ZM108 119V118H107ZM117 119H119V118H117ZM132 119H134V118H132ZM180 118H178V120H179ZM182 119V118H181ZM201 119H202V116H201ZM200 119V120H201ZM220 119V118H219ZM239 119V118H238ZM74 120V119H73ZM78 120V119H77ZM84 120V119H83ZM86 121H87V119H85ZM110 120V119H109ZM108 120V121H109ZM131 120V119H130ZM143 120V119H142ZM146 120V119H145ZM153 120H155V119H153ZM153 120H152V122H153ZM164 120H166V118L164 119ZM200 120H197V121H200ZM223 120V119H222ZM246 120V117H245V119H244V121ZM260 120H261V118H260ZM263 120V119H262ZM261 120V121H262ZM53 121H55V122H53ZM72 121V120H71ZM89 121V122H90ZM108 121H107V123H108ZM120 121V120H119ZM122 121V120H121ZM136 121H139V119L138 120H136ZM144 121V120H143ZM150 121V120H149ZM163 121V120H162ZM162 121H160V120H158V122L157 123H159V122H162ZM194 121H196V120H194ZM207 121V123H205V124H208L209 125V123H208V121L209 120H206ZM215 121V120H214ZM221 122V120H218V122ZM224 121H226V120H224ZM234 121V120H233ZM237 121H239V120H237ZM237 121H235V123L237 122ZM241 121H242V119H241ZM240 121V122H241ZM264 121V120H263ZM74 122V123H75ZM88 122V123H89ZM98 122V121H97ZM111 122V121H110ZM112 122H114V121H112ZM111 122V123H112ZM117 122V121H116ZM133 122V121H132ZM156 121H154L153 123H155ZM202 122V121H201ZM230 122V121H229ZM240 122H238V123H240ZM248 122V121H247ZM259 122V121H258ZM257 122V123H258ZM103 123H105V120H104V122ZM135 123V122H134ZM134 123H132V124H134ZM137 123V122H136ZM151 122H149V124H150ZM166 123V124H165ZM164 123V121H163V124H164V128L163 127H157V128H163V129H165V130H169V129H172V128H174V125L176 124V123H172L171 121H169L168 119H167V122H165ZM211 123H212V120H211ZM214 123H217L216 121L214 122ZM235 123H233V124H231V123H226V125H229V127L231 126V125H235ZM238 123H236V125L238 124ZM242 123H245V122H242ZM256 123V122H255ZM261 123H263V122H261ZM75 124V125H76ZM99 124H101V122H98L97 124H95V125H99ZM127 124H130V123H127ZM138 124V123H137ZM137 124H135V125H137ZM143 124V123H142ZM146 124H147V122H146ZM218 124H220V123H218ZM217 124V125H218ZM224 124V123H223ZM246 124H248V123H246ZM246 124H242V125H245L246 126ZM259 125H260V123H258ZM74 125V124H73ZM83 125V124H82ZM88 125V124H87ZM103 125V124H102ZM105 125H107V124H105ZM109 125V124H108ZM113 125H115V124H113ZM122 125V124H121ZM141 125V124H140ZM151 125H153V124H151ZM158 124H156V126H157ZM160 125V124H159ZM204 125V124H203ZM202 125V126H203ZM207 125V126H208ZM212 126L213 125H215V124H211ZM240 125V124H239ZM250 125H254V124H250ZM250 125H248L247 127H249ZM262 125V124H261ZM29 126V127H28ZM85 126H86V124H85ZM126 126V125H125ZM128 126V125H127ZM142 126V125H141ZM143 126H144V124H143ZM161 126H162V123H161ZM196 126V125H195ZM200 126H201V123H200ZM206 125H205V127H207ZM264 125H262V127H263ZM40 127V128H39ZM88 127V126H87ZM93 127H94V125H93ZM99 127V126H98ZM104 127H106V126H104ZM103 127V128H104ZM109 127H110V125H109ZM113 127V126H112ZM131 127H133V126H131ZM130 127V128H131ZM136 127H138V126H136ZM149 126H147L146 128H148ZM176 127H177V125H176ZM176 127H175V129H176ZM217 127H219L218 129L219 130H221V132H222V129H221V127L220 126H217ZM224 127V126H223ZM231 127H233V126H231ZM234 127H236V126H234ZM233 127V128H234ZM239 128H240V126H238ZM244 127V126H243ZM256 127H257V125H256ZM102 128V129H103ZM111 128V127H110ZM110 128H108V129H110ZM142 128V127H141ZM149 128H151V127H149ZM154 128V127H153ZM204 127H199V130L200 129H203ZM214 128V127H213ZM251 129H252V127H250ZM253 128H255L254 126H253ZM33 129H31V131L33 130ZM101 129V130H102ZM112 129V128H111ZM114 129V128H113ZM117 129V128H116ZM122 129H125V128H121V131H122ZM128 129L129 128H127L126 129V131H128ZM139 129V128H138ZM144 129H145V127H144ZM175 129H173V130H175ZM195 129H197V127L195 128ZM205 129V128H204ZM224 129V128H223ZM83 130H86L85 128L83 129ZM115 130V129H114ZM119 129H117V131H118ZM131 130V129H130ZM133 130V129H132ZM156 130V129H155ZM155 130H153L151 133H153V135H150V133H149V131H148V133H149V136L147 135H145L147 138L145 139V141H144V139H143V141L142 142H140V143H143V142H145L143 145L142 144H140V145H142L143 146V148H144V146H145V151H146V153L149 151H151L153 154H155V153H157L158 151H162L163 149H156L157 148V146L156 145H158L159 144V142L158 141H161L162 139H163V137L165 136V134H160V133H156V132H158V131H155ZM160 130H162V129H160ZM178 130H176V131H178ZM198 130V131H199ZM206 130V129H205ZM211 130H214V131H218V130H215V129H211ZM227 130H229L230 131V129H227ZM232 130V129H231ZM240 130V129H239ZM253 130V129H252ZM255 130V129H254ZM79 131H80V133H79ZM135 131V130H134ZM142 131L143 130H141L140 129V131L139 130H137L136 132H138V136H137V134L135 135L137 138L138 137H140V135H141V133H142ZM151 131V130H150ZM155 131V132H154ZM195 131H197V130H195ZM207 131V130H206ZM209 131V130H208ZM214 131H212L213 133H214ZM226 131V130H225ZM245 131H249V130H247V128H246V130ZM256 131V130H255ZM33 132V131H32ZM111 132V131H110ZM113 132V131H112ZM115 132V131H114ZM124 132V131H123ZM146 132V131H145ZM161 132V131H160ZM165 131L163 130V132L162 133H164ZM200 132V131H199ZM227 132V131H226ZM233 132V133H232ZM230 131V133L231 134H228V137H230V139L231 138H238V136H241L242 138L244 137H247V138H245V139H249V140H251L250 142H249V145H247V146H245V144L243 145V143H244V140L243 141H240L241 140V138H240V140L238 141V139H236V140H234V142L235 143H233L232 145H230V146H228V144L227 145H222V146H216V147H212L211 145V147H208L207 145L205 146V147H208V150L206 151V149H203L204 151H202V149H199L197 152L195 151L194 153L197 155H193V156H196V159H193L194 161H192L191 163H192V167L190 168L189 167V173H187V175L185 174V177H183V173L181 172H179L178 174L176 173V171H177V169H178V164H181L180 162H179V159L180 158H178V157H180V155L181 154H179L178 152H177V150L175 149V151L173 150L172 152H170L171 151V149L173 148V147H171V146H169V149H170V147H171V149H170V151H168L167 149V151H165V152H167V154H164V152H161V153H157L156 154V157L158 156V157H160L161 158V156H162V160L163 159H165L166 158V160H164V161H161V162H166V164L164 165V166H162V168H165L164 169V171L165 172H173V174H174V172L177 174L176 176H177V178H179L178 180H177V178H176V183H178V184H175V183H173V184H175L174 185V187H175V189L174 188H172V189H174L175 190V192L173 193V194H175L176 196H165V198L167 197V199H162V198H164V197H162V196H158V197H160L161 199H162V201L163 200H166V202H163V204H161V201L159 202V200H157L156 198H153V199H146L147 200V202H146V200H145V198L144 197H146V196H141V195H144V194H141V193H138V194H141L140 196L145 200L144 202V204L145 205H143V199H142V204L140 203V204H137V206L139 207V212H136V210L134 209H131L132 211H133V213H132V215L130 214V212L128 213V214H130L131 216H129V215H125L124 217H127V218H125V221H123V223L122 222H120V221H118V223L120 222V223H122L123 224V226H127L128 228L126 229V228H123V226H121L122 224H120V226L123 228L122 230L124 231L125 229L126 230H130L132 227H134L133 229H131V233L132 234H135V237L136 238H138L139 240H140V242H142V243H145V242H148V239H149V237L151 236V237H154V232L155 233H158L159 234V237L158 238H160V243H159V241H157L156 242V244L157 243H159V245H160V247L162 248V251L161 252H163V251H165V252H163V254H165L164 256L165 257H167L166 255H168V257L169 258H171V260H175L176 261V264H178L177 263V261L178 262H180L181 261V263L183 262V264H196L197 263V261L199 262V263H202L201 262V260L204 258V256H205V259H206V257H210V256H212L211 254H213V253H215V255H217L218 253H219V251H220V254H224V255H231V253L233 252V255L235 254V244L234 245H231V243H232V241H230L229 242V240L228 239H230V238H226L225 240L223 239L225 236L222 234V237L223 238H218L217 237V235L216 234H218V233H216L215 232V235L214 234H212L213 233V231L210 229V227H209V229L212 231V233H205L206 235L205 236H207V234H208V238H206V237H202L204 234V232H206L205 230H207V229H205L204 230V228L209 224V222H208V224L206 223V222H204V218L201 220V217L199 218V216H197V214H195L194 212L195 211H193V210H191V209H194V208H196V207H199V206H192V205H194V203H196V202H198L199 200V198H200V196L203 194V191H204V189H206V188H208L207 187V185H209V183H212V185H213V183L215 184V185H219V182L221 183V180H222V182L224 183V184H228L227 182H228V180H224L226 177H227V172L229 171H226V169L224 170V172H220V173H216L217 174V176H214L215 175V173L214 174H212L215 170H217L215 167H214V162H215V160H214V162H213V165H212V163H210L208 160L210 159H212V161H213V159L214 158H218V155L219 154H221L222 153V151H223V148L225 149V148H235V150H237V154H236V156H234V157H236L235 159H237V161H238V163H240L239 164V166H238V164H237V166L236 167H238V169H235V180L236 179H238L239 180V182H241L243 179H246V178H243L242 180L240 179L241 177H243L244 176V174H245V172L246 171H248V172H250L249 170L250 169H253V168H255V169H257V171H258V169H261V167H262V165L264 164V130L262 129V130H260L259 132L261 133V135H260V137L259 138H255L254 139V137L255 136H253V133H251V131L250 132H244V131ZM147 133V134H148ZM166 136L167 135H169L170 133L168 132V131H166ZM169 133V134H168ZM174 133V132H173ZM177 133V134H178ZM183 133V134H184ZM194 133V132H193ZM193 133L191 134V135H193ZM205 133V132H204ZM227 133H229V132H227ZM227 133H225V134H223V135H226ZM258 133V132H257ZM31 134H33V133H31ZM101 134V133H100ZM118 134H123L122 132H118ZM118 134H117V136H118ZM125 134H127V133H125ZM125 134L123 135V137L125 136ZM134 134V133H133ZM172 134V133H171ZM189 134V133H188ZM197 134V133H196ZM242 134V135H241ZM34 135V134H33ZM48 135V136H47ZM99 135V131H98V134H97V136ZM110 136H111V134H109ZM113 135V134H112ZM114 135H116L115 133H114ZM113 135V136H114ZM128 135V134H127ZM158 135V136H157ZM173 135V134H172ZM174 135H175V133H174ZM174 135L173 136H171V135H169V137L171 136V137H174ZM191 135L190 136H188V135H186V136H188V138H190L191 137ZM201 135H202V133H201ZM216 135V134H215ZM214 135V136H215ZM219 135H222V134H219ZM244 135V136H243ZM47 136V137H46ZM104 135H102L100 138H102ZM106 136V135H105ZM108 136V135H107ZM117 136H115V137H117ZM130 136H132V135H130ZM144 136V135H143ZM158 138H157V137ZM165 136V139H163V140H165V142H168L169 143V145H173V143H172V141L174 142V140L175 139H172V140H168L167 139V137ZM181 136H182V134L180 135V137L179 138H177V141H178V139H180L181 138ZM186 136H184V137H186ZM194 137H195V134L193 135ZM192 136V137H193ZM206 136V135H205ZM40 137H43L42 139L40 138ZM118 137H120V136H118ZM123 137H121V138H123ZM135 137V138H136ZM170 137V138H171ZM178 137V136H177ZM183 137V136H182ZM210 137H213V136H210ZM209 137V142L212 140L213 142H214V140H213V138H210ZM216 137V136H215ZM219 137V136H218ZM227 137V136H226ZM258 137V136H257ZM40 138V139H39ZM45 138H47L48 139V141L45 139ZM61 139L62 141H60V142H58L57 141V143H56V146L54 145L53 146V143H55L54 141L57 139V140H59V139ZM96 138V137H95ZM110 138V137H109ZM121 138H119V139H121ZM124 138H126V137H124ZM157 138V139H156ZM169 138V139H170ZM187 138V137H186ZM187 138V139H188ZM203 138V136H200V137H197V139H196V137H195V139L197 140V141H199L198 143H199V148H200V145H201V143H202V141H200V140H203L202 139ZM220 138V137H219ZM46 140V143H44L43 142V144H41L40 146H38V144H39V142L38 141H40V140ZM94 139V138H93ZM98 139V138H97ZM106 139V138H105ZM126 139H128V138H126ZM130 139V138H129ZM183 139V138H182ZM193 139V138H192ZM191 139V140H192ZM194 139V140H195ZM200 139V140H199ZM223 139H224V137L222 138V139H219V141L217 142V144H221L222 143V141H223ZM44 140V141H45ZM96 140V139H95ZM110 140V139H109ZM118 139H116V141H117ZM134 140V139H133ZM140 140V139H139ZM138 140V141H139ZM141 140H142V138H141ZM186 140V139H185ZM190 140V141H191ZM93 141V140H92ZM106 141H108V140H106ZM112 141H115V140H113L112 139ZM119 141V140H118ZM182 141V140H181ZM197 141H194V143L195 142H197ZM211 141V142H212ZM226 141H227V139H226ZM238 141V142H237ZM94 142V141H93ZM105 142V141H104ZM122 142V141H121ZM121 142H119V143H121ZM124 142H126V141H124L123 140V143ZM134 142H135V140H134ZM147 142H151V144H152V142H154V146H150L151 144H148ZM162 142V141H161ZM176 142V141H175ZM179 142H180V140H179ZM192 142H193V140H192ZM205 142V141H204ZM208 142V141H207ZM210 142V143H211ZM228 142V141H227ZM231 142H233V141H231ZM32 143V142H31ZM67 143V144H66ZM98 143H101V141L100 142H98ZM118 143V142H117ZM128 143V142H127ZM162 143H164V142H162ZM161 143V144H162ZM168 143H165V144H168ZM191 142H189V144H190ZM206 143V142H205ZM204 143V144H205ZM215 144H216V142H214ZM230 143V142H229ZM247 143V142H246ZM23 144V145H22ZM112 144V143H111ZM133 144V142H131V145ZM135 144L136 143H134V146H135ZM160 144V145H161ZM178 144V143H177ZM180 144H183V143H180ZM179 144V145H180ZM185 144V143H184ZM186 144H188V143H186ZM188 144V145H189ZM207 144H209V143H207ZM211 144H213V143H211ZM223 144H225V143H223ZM26 145V144H25ZM98 145H100V144H98ZM114 145H116V144H114ZM130 145V146H131ZM139 145V144H138ZM159 145V146H160ZM194 145V144H193ZM196 145H197V147H198V144L196 143ZM30 146V145H29ZM73 146V145H72ZM103 146V145H102ZM107 146H109V144L107 145ZM119 146V145H118ZM158 146V147H159ZM162 147L163 146H165L164 144L163 145H161ZM177 146V145H176ZM187 146V145H186ZM185 146V147H186ZM190 146V147H189ZM188 147L189 148H192L191 146L192 145H189ZM204 146V145H203ZM66 147H68V145L66 146ZM74 147V146H73ZM114 147V146H113ZM131 147H133V146H131ZM130 147V148H131ZM137 147V146H136ZM156 147V148H155ZM166 147V146H165ZM165 147H163V148H165ZM185 147H184V149H185ZM195 147V146H194ZM204 147V148H205ZM241 147H243V148H241ZM21 148V147H20ZM102 148V147H101ZM108 148V147H107ZM110 148L112 149V146H110ZM117 148V147H116ZM120 148H122V147H120ZM134 148V147H133ZM142 148V149H143ZM183 147H182V145H181V149L179 148V150L180 151H182V152H185V150L184 149H182ZM222 148V149H221ZM68 149V148H67ZM109 149V148H108ZM115 149V148H114ZM113 149V150H114ZM195 149V148H194ZM212 149V150H211ZM232 149V150H233ZM19 150H21V149H19ZM70 150V149H69ZM68 150V151H69ZM73 150H72V152H73ZM89 150L91 151V152H89ZM103 150V149H102ZM105 150V149H104ZM107 150V149H106ZM105 150V151H106ZM112 150V151H113ZM120 150V149H119ZM126 150H128V149H126ZM137 150H141V149H137ZM136 150V151H137ZM153 150V151H152ZM165 150V149H164ZM192 150V149H191ZM226 150V149H225ZM58 151V152H57ZM111 151V152H112ZM122 151V150H121ZM135 150H134V152H136ZM228 151V150H227ZM226 151V152H227ZM234 151V150H233ZM22 152V151H21ZM20 152V153H21ZM100 152L102 153V151H101V149H100ZM99 152V153H100ZM107 152V151H106ZM114 152H116V150L114 151ZM134 152L132 151V154H134ZM139 152H141V151H139ZM138 152V153H139ZM143 152V151H142ZM148 152V153H149ZM170 152V153H169ZM176 152H177V155H176ZM224 152V151H223ZM19 153V152H18ZM69 154L70 155V152H65V154ZM108 153V152H107ZM106 153V154H107ZM110 153V152H109ZM120 153V152H119ZM130 153V152H129ZM138 153H136V154H138ZM147 153V154H148ZM191 153V152H190ZM232 153V152H231ZM73 154V153H72ZM91 154V155H90ZM105 154V152L104 153H102V155H104ZM111 154V153H110ZM109 154V155H110ZM145 153H143V155H144ZM150 154V153H149ZM148 154V155H149ZM152 154V155H153ZM192 154V153H191ZM191 154L189 155V156H191ZM226 154V153H225ZM12 155V154H11ZM10 155V156H11ZM62 155H64V154H62ZM121 155V154H120ZM125 155V154H124ZM140 155V154H139ZM175 155V156H174ZM209 155H211V156H209ZM228 155V154H227ZM71 156V155H70ZM69 156V157H70ZM74 156V155H73ZM105 156V155H104ZM107 156V155H106ZM114 156V155H113ZM113 156H111V160L113 159L112 157ZM132 156V155H131ZM130 156V157H131ZM138 156V155H137ZM136 156V157H137ZM145 156V155H144ZM147 156V155H146ZM151 156V155H150ZM155 156V155H154ZM150 157L151 159H153V158H156V157ZM183 156V155H182ZM181 156V157H182ZM185 156V155H184ZM193 156H191L192 158H193ZM206 156V157H205ZM209 156V157H208ZM14 157V156H13ZM13 157H12V162H14V160L16 159H14L13 160ZM16 157H18V156H16ZM63 157V156H62ZM116 157V156H115ZM114 157V158H115ZM140 157V159L142 158L141 157V155L139 156ZM175 157V158H174ZM186 157V156H185ZM184 157V158H185ZM223 157H224V155H223ZM227 156H225L224 158H226ZM231 157H232V154H231ZM233 157V158H234ZM7 158V157H6ZM6 158H4V159H6ZM64 158V157H63ZM65 158H66V155H65ZM103 158H106L107 160L106 161H109L108 159H110V158H107V157H103ZM132 158H134V159H137V158H135V157H132ZM149 158V157H148ZM149 158V159H150ZM187 158V157H186ZM205 158V159H204ZM232 158V159H233ZM68 159V158H67ZM129 159V158H128ZM143 159V158H142ZM146 159H147V157H146ZM144 160V161H147V160ZM160 159V160H161ZM182 159V158H181ZM187 159H189V158H187ZM191 159V158H190ZM219 159H221V157H219ZM218 159V160H219ZM223 159V158H222ZM3 160V159H2ZM20 160V159H19ZM63 160V159H62ZM70 160H72L71 158H70ZM80 160H79V162H80ZM111 160H110V162H111ZM119 160V159H118ZM137 160H139V158L137 159ZM204 160V161H203ZM217 160V159H216ZM228 160V158L225 160L226 161V163L228 162L227 161ZM231 160V159H230ZM234 160V159H233ZM8 161V160H7ZM10 161V160H9ZM64 161V160H63ZM74 161V163H72L73 165L72 166H74V164L76 163L75 162V160H73ZM72 161V162H73ZM78 161V160H77ZM101 161V162H100ZM114 162H112V163H116L115 162V160H113ZM131 162L133 161V160H130ZM136 161V160H135ZM149 161H151V160H149ZM149 161H147V162H149ZM158 161V160H157ZM21 162V161H20ZM78 162V163H79ZM104 162V161H103ZM118 162V161H117ZM122 162V161H121ZM125 162H127V161H125ZM129 162V161H128ZM141 162V161H140ZM146 162V163H147ZM153 162H155L154 160H153ZM188 162V161H187ZM218 162V161H217ZM232 162V161H231ZM9 162H7L6 164H8ZM10 163H11V161H10ZM59 163H63V166H62V168H57V167H61L60 166V164ZM68 163V164H67ZM77 163V168H78V165H81V163L80 164H78ZM120 163V162H119ZM138 163H139V161H138ZM138 163H136L137 165H138ZM143 163V162H142ZM159 163V162H158ZM225 162H224V159H223V164H224ZM229 163V162H228ZM228 163H227V165H228ZM232 163H234V162H232ZM103 164V165H102ZM107 164H109V163H107ZM111 164V163H110ZM125 163H121V164H119L120 166L122 165H124ZM144 164V163H143ZM151 164V163H150ZM218 164H219V162H218ZM222 164V162H220V164L219 165H223ZM231 164V163H230ZM229 164V166H231ZM9 165V164H8ZM13 165V164H12ZM12 165H10V166H12ZM117 165V164H116ZM128 165V164H127ZM126 165V166H127ZM135 164L133 163V166H134ZM142 165V164H141ZM149 165V164H148ZM154 165V164H153ZM157 165V164H156ZM159 165V164H158ZM226 165V164H225ZM234 165H232V166H234ZM104 166H103V168H104ZM109 166V165H108ZM113 166L114 167H112L113 168V170L115 171L116 169H114L115 168V165L113 164ZM120 166H119V169H120ZM121 166V167H122ZM130 166V165H129ZM142 166H145V165H142ZM150 166V165H149ZM155 166V165H154ZM160 166V165H159ZM189 166V165H188ZM218 165L216 164V167H217ZM264 166V165H263ZM75 167V166H74ZM106 167V166H105ZM111 167V166H110ZM128 167V166H127ZM126 167V168H127ZM137 168H138V166H136ZM150 167H153L152 165L150 166ZM150 167H148L147 169H149ZM221 167V166H220ZM76 168V167H75ZM75 168H73V170L75 169ZM82 168V167H81ZM84 168H85V166H84ZM109 168V167H108ZM107 168V169H108ZM131 168V167H130ZM144 168V167H143ZM146 168V167H145ZM144 168V169H145ZM157 168V167H156ZM161 168V167H160ZM186 168V167H185ZM226 168H227V166H226ZM229 168H231V167H229ZM13 169V168H12ZM62 169V170H61ZM83 169V168H82ZM88 169V168H87ZM92 170L94 169V168H91ZM97 169V168H96ZM106 169V168H105ZM117 169H118V167H117ZM122 170H123V167L121 168ZM135 169V167L133 168V170ZM147 169H145L144 171H145V173H146V175L148 174L149 175V172L147 173L146 172V170ZM158 169V168H157ZM181 169H183V167L181 168ZM181 169L179 168V171H181ZM221 169V168H220ZM223 169V168H222ZM263 169H264V167H263ZM262 169V170H263ZM113 170L111 169L110 170V172L112 171L113 172ZM121 170V171H122ZM126 170V169H125ZM125 170H123V171H125ZM127 170H129L128 168H127ZM132 170V171H133ZM138 172L141 170V169H136ZM136 170H134L135 172H136ZM162 170V169H161ZM161 170H159V171H161ZM10 171V172H9ZM65 171H68L67 173L65 172ZM72 171V170H71ZM96 171V170H95ZM95 171H90V169H89V174L90 175H85V176H87V179L88 178H90L91 179V181L92 180H94V178H96V177H94V176H96V175H94L93 177L94 178H92L91 177V175H93L94 173H95ZM99 171V170H98ZM109 171V170H108ZM107 171V174L108 175H110V173ZM117 171H120V170H117ZM120 171V172H121ZM122 171V172H123ZM132 171H131V173H132ZM143 171V170H142ZM143 171V172H144ZM149 171H152V170H150L149 169ZM159 171H155V173L157 172V174H160V175H158V177L159 176H161V174H164V173H158ZM163 171V172H164ZM191 171V172H190ZM238 171V173H236ZM254 171V170H253ZM78 172H80V168H79V171ZM86 172V171H85ZM97 172V171H96ZM101 172V170L99 171V173ZM104 172V171H103ZM102 172V173H103ZM116 172V171H115ZM127 172V171H126ZM135 172L133 173V174H135ZM154 172V171H153ZM162 172V171H161ZM219 172V171H218ZM248 172H247V174H248ZM255 172V171H254ZM263 172V171H262ZM73 173V172H72ZM74 173H76V172H74ZM80 173H82V172H80ZM99 173H96V174H99ZM118 173V172H117ZM117 173H115V174H117ZM257 173H259V172H257ZM264 173V172H263ZM79 174V173H78ZM78 174H75V175H78ZM105 174V173H104ZM104 174H103V176H104ZM112 174V173H111ZM115 174L113 173V175H111L112 177L113 176H115ZM121 174V173H120ZM129 174V173H128ZM139 174H141V173H139ZM53 175L54 176H56V178L54 179L53 178ZM69 175H70V173H69ZM80 175H82V174H80ZM79 175V176H80ZM106 175V174H105ZM108 175H107V177L106 176H104L105 178H108ZM125 175H126V173H125ZM124 174H123V176H125ZM142 175V174H141ZM151 175V174H150ZM208 175H213L214 177L212 178V177H210L209 179H208ZM234 175V174H233ZM258 175V174H257ZM68 176V175H67ZM72 176H74V175H72ZM71 176V177H72ZM84 176V175H83ZM99 176V175H98ZM102 176V177H103ZM123 176H120L121 178H119V179H123L122 177ZM136 176V175H135ZM156 175L154 174V176H152L153 178L155 177ZM166 176V175H165ZM165 176H162V177H165ZM225 176V177H224ZM262 176V175H261ZM70 177V178H71ZM102 177H101V179H102ZM116 177V176H115ZM128 177V175H126V177H124V179H123V181L125 180V178H127ZM131 177V176H130ZM137 177H141V176H137ZM144 177V176H143ZM161 177V178H162ZM169 178H171V176H168ZM168 177H166V178H168ZM173 178H175V175H173L172 176ZM231 177V176H230ZM233 177V176H232ZM231 177V178H232ZM245 177V176H244ZM48 178H50L51 180H53V182L51 183V182H48V184H47V181L46 180H49ZM53 178V179H52ZM79 178V177H78ZM77 178V179H78ZM98 178V177H97ZM95 179L96 181L98 180V179ZM100 178V177H99ZM129 178V177H128ZM148 178V177H147ZM146 178V179H147ZM160 178V179H161ZM166 178H165V180H166ZM69 179V178H68ZM67 179V180H68ZM114 179H118V178H114ZM113 179V180H114ZM119 179H118V182L117 183H119ZM141 179V178H140ZM143 179V178H142ZM145 179V181H147V182H149V184L151 183L150 181L152 180H146ZM262 179V178H261ZM2 180H3V178H2ZM67 180H66V183H67ZM73 180H75V178L73 179ZM73 180L72 181H70V185H71V182H73ZM79 180V179H78ZM85 180V178H83V181ZM89 180V179H88ZM109 180H112V178H110V179H108V181ZM137 180H138V178H137ZM154 180V179H153ZM152 180V181H153ZM164 180V181H165ZM173 180V179H172ZM175 180V179H174ZM173 180V181H174ZM184 180V181H183ZM235 180H233L232 182H235ZM258 180V179H257ZM82 181V180H81ZM90 181V180H89ZM99 181H100V179H99ZM104 181V180H103ZM102 181V182H103ZM116 181V180H115ZM125 181H130V180H125ZM133 181H136V180H133ZM159 181V180H158ZM157 181V182H158ZM161 181V180H160ZM163 181V182H164ZM172 181V182H173ZM181 181V183H179ZM263 180H261V181H259V182H257V184H259L260 186H264V182H262ZM0 182H1V179H0ZM86 182V181H85ZM84 182V183H85ZM93 182V181H92ZM95 182V181H94ZM98 182V181H97ZM101 182V181H100ZM105 182H107V181H105ZM110 182V181H109ZM154 182H155V180H154ZM162 182V183H163ZM166 182V181H165ZM168 182V181H167ZM165 183V184H169V182H170V179H169V182L168 183ZM172 182H170L171 184H172ZM245 182V181H244ZM254 182V181H253ZM62 183V182H61ZM76 183V185H77V183L78 182H75ZM81 183V185H82V182H80ZM83 183V184H84ZM104 183V182H103ZM102 183V184H103ZM113 183V182H112ZM121 183V182H120ZM126 183V182H125ZM131 183H133L132 181H131ZM141 182H139V184H140ZM144 183V182H143ZM161 183V184H162ZM223 183H221V184H223ZM236 183V182H235ZM238 183V182H237ZM236 183V184H237ZM0 184H2V183H0ZM5 184V183H4ZM65 184V183H64ZM69 184L67 183V185L69 186ZM90 184H92L91 182H90ZM93 184H95V183H93ZM110 184V183H109ZM109 184H105V185H109ZM128 184V183H127ZM129 184H130V182H129ZM137 184V183H136ZM142 184V183H141ZM147 185L146 186H148L149 184L148 183H146ZM153 184V183H152ZM164 184V183H163ZM230 184V183H229ZM242 185H245V184H243V183H241ZM246 184H249L248 182L246 183ZM253 183H251V185H249V186H247L246 187V189H245V191L247 190V194H250L251 193V191L253 190V186L254 185H252ZM256 184V185H257ZM43 185H48V186H43ZM66 185V184H65ZM75 185V184H74ZM76 185H75V187H72V185L70 186V187H72V189L73 188H76ZM79 186H80V184H78ZM113 185H114V183H113ZM126 185V184H125ZM124 185V186H125ZM145 185V184H144ZM155 185V184H154ZM157 185H158V183H157ZM157 185H156V187H157ZM180 185H182V189H180V192H181V196H182V198L181 199H178L177 200V195H178V187L180 186ZM211 185V184H210ZM232 185H233V183H232ZM235 185V184H234ZM241 185V186H242ZM258 185V186H259ZM60 186H62L63 187V185H60ZM111 186V185H110ZM118 186V185H117ZM123 186V187H124ZM127 186V185H126ZM129 186H131V185H128L127 187H129ZM134 186H136V185H134ZM142 186V187H141ZM141 186H139L138 185V187L137 188H139V187H141V188H143V184L141 185ZM151 186V185H150ZM150 186H149V189H146L145 191V195H147V198L148 197H152L153 196V191H154V189H156V188H153L152 186V188H150ZM159 186V185H158ZM161 186V185H160ZM164 186V185H163ZM168 187V185H165V190H167L166 188ZM223 186V185H222ZM222 186H220V187H222ZM229 186V185H228ZM227 186V187H228ZM78 187V186H77ZM91 187H92V185H91ZM94 187L96 188V185H94ZM98 187H101V184H100V186H99V184H98ZM104 187H106V186H104ZM108 187V186H107ZM107 187H106V190H107ZM113 187H115V186H113ZM112 187V188H113ZM121 187H122V184H121ZM120 187V188H121ZM132 187V186H131ZM211 188L212 187H214V186H210ZM209 187V188H210ZM233 187V186H232ZM234 187H236V186H234ZM256 187V186H255ZM64 188V187H63ZM66 188V187H65ZM64 188V190H66ZM83 188H86V187H83L82 186V189ZM88 188V187H87ZM89 188H90V186H89ZM111 188V189H112ZM124 188H126V187H124ZM134 188H136V187H134ZM162 188V187H161ZM171 188V187H170ZM180 188V187H179ZM208 188V189H209ZM219 187L217 186V188H215V189H218ZM223 189L225 188V187H222ZM80 189V188H79ZM92 189V188H91ZM91 189H90V192H93V191H91ZM101 189H103V187H101ZM111 189H109V190H111ZM114 189V188H113ZM117 189V190H116ZM115 190L116 191H119L118 189V187L116 188ZM122 189V188H121ZM120 189V190H121ZM140 189V188H139ZM138 189V190H139ZM143 189H145V188H143ZM143 189L141 190V191H143ZM171 189V190H172ZM207 189V190H208ZM221 189V188H220ZM236 189V188H235ZM239 189H241V188H239ZM239 189H237V190H239ZM61 190V192H62V188L60 189ZM71 189L69 188V191H70ZM76 190V189H75ZM88 191H89V189H87ZM93 190V189H92ZM104 190V189H103ZM103 190H101V191H103ZM125 190V189H124ZM129 190H130V188H129ZM138 190L136 191V192H138ZM157 190V189H156ZM160 190V189H159ZM173 190V191H174ZM210 190H212V189H209V191ZM232 190V189H231ZM234 190V189H233ZM242 190H244V189H242ZM255 190V189H254ZM253 190V191H254ZM258 190V189H257ZM260 191H262V189L260 188L259 189ZM258 190V191H259ZM59 191V192H58ZM78 191V190H77ZM80 191V190H79ZM94 191H95V189H94ZM98 191V190H97ZM108 191V190H107ZM125 191H127V189L125 190ZM124 191V192H125ZM132 191V190H131ZM215 191H217V190H215ZM214 191V192H215ZM227 191V190H226ZM225 191V192H226ZM252 191V193H254ZM256 191V190H255ZM60 192V193H61ZM66 192H67V190H66ZM71 192V191H70ZM85 191H84V189H83V193H84ZM120 192H123V189L120 191ZM135 192V193H136ZM161 192L163 193L164 191L163 190H161ZM166 192V191H165ZM168 192H170V191H168ZM168 192H166V194L168 193ZM177 192V193H176ZM180 192H179V194H180ZM224 192V191H223ZM232 192H235V191H232ZM239 192V191H238ZM39 193V194H38ZM72 193H75L76 194V192H72ZM95 192H93V194H94ZM99 193V192H98ZM105 193V192H104ZM103 193V194H104ZM109 193H110V191H109ZM114 193V192H113ZM133 193H134V191H133ZM132 193V194H133ZM134 193V194H135ZM204 193H205V191H204ZM213 193V191H211V192H208V195H207V203L205 202H203L204 204H202V205H200V212L202 213L203 211H204V209H206L207 210V208L206 207H208V206H210V203L213 201V197H215V196H213L210 200H209V197H210V194H212ZM217 193H219V192H217ZM222 193V192H221ZM229 193H231V192H227V193H222L223 195V198L221 199L222 201L221 202H223V199L225 198V197H227V200H230V201H232V204L234 205V202L235 201H240V200H238V198H239V196L236 198V196L238 195V194H233V195H231L230 194V196H229ZM242 194H243V192H241ZM251 193V194H252ZM34 194H36V195H34ZM62 194H63V192H62ZM69 194V193H68ZM74 194V196H76V195H79L80 194V192H79V194H76L75 195ZM88 194H89V192H88ZM116 194V193H115ZM115 194H113V196L115 195ZM121 194V193H120ZM119 194V195H120ZM127 194V196H129V194H128V192L126 193ZM131 194V195H132ZM133 194V195H134ZM138 194H136V195H138ZM165 194V193H164ZM171 194H172V191H171ZM242 194H240L239 193V195H242ZM83 195V194H82ZM81 195V196H82ZM87 195V194H86ZM86 195L84 196L85 198H86ZM102 194H100V196H101ZM105 195H109L110 196V194H104L103 196H105ZM119 195H115L116 196V198L117 197H119ZM132 195V196H133ZM136 195L135 196H133V198L134 197H136ZM162 195V194H161ZM206 195V194H205ZM215 195V194H214ZM221 195V194H220ZM254 196L256 195L255 193L253 194ZM72 196V195H71ZM90 196H93V195H91V193H90ZM95 196H97V194H95L94 195V197ZM100 196H98V197H100ZM102 196V197H103ZM109 196L107 197L109 200H110V198H109ZM122 196V195H121ZM203 196V195H202ZM201 196V197H202ZM222 196H216V198H218V197H222ZM234 196V197H233ZM60 196L59 195H57V197H55V199L54 200H52L51 202H48L49 204H51V206H50V209H51V207H54V209L55 208H57V210H59L60 212H61V210L63 211V209L65 208L64 206H62V204H60L59 205V198ZM64 197V196H63ZM62 197V198H63ZM77 197H79V196H77ZM89 197V196H88ZM140 197V198H141ZM180 197V196H179ZM247 197V196H246ZM57 198V199H56ZM61 198V199H62ZM69 198L71 199V197H70V195H69ZM68 198V199H69ZM76 198V197H75ZM82 198V197H81ZM101 198V197H100ZM105 198V197H104ZM106 198V199H107ZM116 198H114V199H116ZM120 198V197H119ZM118 198V199H119ZM132 198V199H133ZM219 198V199H220ZM242 198V197H241ZM240 198V199H241ZM243 198H244V196H243ZM249 198V197H248ZM32 199V198H31ZM30 198L28 199V198H26V200H30V201H28L29 203L33 200H31ZM64 199V198H63ZM78 199V198H77ZM94 199V198H93ZM102 199V198H101ZM105 199V200H106ZM107 199V200H108ZM113 199V200H114ZM131 199V200H132ZM137 199V198H136ZM139 199V198H138ZM159 199V198H158ZM249 199H251V200H249ZM248 200L251 202V204H250V206H253L254 205V208H256L257 207V209H255V210H262V211H264V193L263 192H259V193H257V195H256V198L253 200L252 199V197L251 198H249ZM263 199V200H262ZM34 200H36V198H34ZM75 200V199H74ZM95 200V199H94ZM94 200H93V202H94ZM96 200H98V198H96ZM100 200V199H99ZM108 200V201H109ZM112 200V199H111ZM126 200V199H125ZM134 200H135V198L133 199V202H134ZM157 200V201H156ZM200 200H201V198H200ZM214 200H215V198H214ZM248 200H246L245 198L243 199V202H247ZM63 201V200H62ZM66 201H68V200H65V203H66ZM76 201V200H75ZM92 201V200H91ZM107 201V202H108ZM140 201V199L137 201V203ZM204 201H205V199H204ZM218 201V200H217ZM217 201H216V203H217ZM220 201V200H219ZM260 201H262L261 203H259ZM6 202H9V203H7V205H6ZM18 202V203H17ZM27 202V203H28ZM34 202V201H33ZM33 202H31V203H33ZM36 202V201H35ZM60 202H61V200H60ZM78 202H79V200H78ZM77 202V203H78ZM83 202H84V200H83ZM96 202V201H95ZM98 202H100V201H98ZM102 202V201H101ZM109 202H111V201H109ZM115 202V203H114ZM113 202V205L115 204L116 205V202L118 203V207H121V206H123V207H125V205L126 204H129L131 201H129V200H127L126 202L124 201H122V198H121V200H118V201H114ZM122 202V203H121ZM136 202V201H135ZM134 202V204L133 205H135L136 203ZM141 202V201H140ZM215 202V201H214ZM220 202V203H221ZM224 202H226V201H224ZM46 203V202H45ZM47 203V204H48ZM62 203V202H61ZM68 203V202H67ZM70 203V202H69ZM72 203V202H71ZM71 203H70V205H71ZM73 203H75V202H73ZM86 203V202H85ZM92 203V202H91ZM202 203V202H201ZM200 203V204H201ZM213 203V202H212ZM211 203V204H212ZM220 203H218L217 205H219ZM227 203V202H226ZM225 203V204H226ZM229 203V202H228ZM228 203H227V205H228ZM247 203H249V202H247ZM20 204H23L22 202L21 203H19L18 205H20ZM81 204H84V203H82L81 202ZM99 203H97V205H98ZM104 204V203H103ZM110 204V203H109ZM149 205V207H147L148 209H146V208H144L146 205ZM198 204V203H197ZM215 204V203H214ZM213 204V205H214ZM224 204V205H225ZM237 204V203H236ZM253 204V205H252ZM24 205V204H23ZM30 205V204H29ZM34 205H35V203H34ZM41 205V204H40ZM73 205V204H72ZM87 205H90V204H87ZM87 205H86V207H87ZM199 205V204H198ZM207 205V206H206ZM216 205V204H215ZM249 205V204H248ZM22 206V205H21ZM32 206H33V204L31 205V208H32ZM39 206V205H38ZM42 206V205H41ZM48 206V205H47ZM75 206H77L76 205V203H75ZM106 206V205H105ZM105 206L103 205V209H101V210H104V209H106L105 208ZM110 207H112L111 205H109ZM136 206V205H135ZM136 206V207H137ZM221 206V205H220ZM236 206V205H235ZM243 206V205H242ZM27 207V206H26ZM40 207V206H39ZM43 208L45 207L44 205L42 206ZM42 207H41V209H42ZM80 207H82V206H80ZM99 207V206H98ZM98 207H96V208H98ZM107 207V206H106ZM123 207H121V208H119L120 210L123 208ZM193 207V208H192ZM211 207V206H210ZM214 207L215 206H212V208H209L208 207V211H209V209H211L212 211L211 212H213V209H214ZM218 207V206H217ZM217 207H215V208H217ZM244 208H245V204H244V206H243ZM247 207V206H246ZM35 208H36V206H35ZM46 208V207H45ZM59 208V209H58ZM60 208H63V209H60ZM78 208V207H77ZM76 208V209H77ZM83 208H84V206H83ZM93 208V207H92ZM92 208H90V209H92ZM127 209H129L128 207H126ZM133 208V207H132ZM242 208V207H241ZM243 208V209H244ZM253 208V207H252ZM8 209V208H7ZM25 209V208H24ZM28 209H30V208H28ZM33 209V208H32ZM38 209V208H37ZM40 209V210H41ZM47 209H49V208H47ZM53 208H52V211L54 210ZM70 209V208H69ZM79 209V208H78ZM80 209H82V208H80ZM79 209V211H78V213L81 211ZM87 209V208H86ZM89 209V210H90ZM118 209V210H119ZM248 209V208H247ZM4 210V209H3ZM2 210V211H3ZM9 210H11V208H9L8 210H6V211H9ZM31 210V209H30ZM39 210V209H38ZM39 210V211H40ZM45 210V209H44ZM89 210H86V213H87V211H89ZM97 210H99L100 211V209H96V211ZM107 210V209H106ZM119 210V211H120ZM123 210H125V209H123ZM196 210V209H195ZM202 210V211H201ZM206 210L204 211V213L206 212ZM244 210H246V209H244ZM1 211V210H0ZM1 211V215H3V212ZM24 211V210H23ZM28 211V210H27ZM49 211V210H48ZM70 211V210H69ZM68 211V208H67V213L69 212ZM82 211H83V209H82ZM90 211H95V210H90ZM108 211H110L109 209H108ZM112 211H115L116 212V209L114 210V209H112ZM128 211V210H127ZM199 211V210H198ZM247 211V210H246ZM22 212V211H21ZM43 212V211H42ZM54 212V211H53ZM64 212H65V210H64ZM106 212V211H105ZM111 212V211H110ZM114 212V213H115ZM126 212V211H125ZM125 212H123L124 214H125ZM136 212V213H135ZM243 212H245V211H243ZM7 213V212H6ZM18 213H20V212H18ZM25 213V212H24ZM39 213V212H38ZM94 213V212H93ZM96 213H99L100 214V212H96ZM117 213V212H116ZM116 213H115V215H116ZM120 214L122 213V212H119ZM248 213V212H247ZM255 213V212H254ZM258 213V212H257ZM259 213H261V212H259ZM43 214V213H42ZM87 214H89V213H87ZM95 214V213H94ZM93 214V215H94ZM99 214H97V215H99ZM103 214H105V213H103ZM109 214V213H108ZM120 214H119V217L118 218H122V216H120ZM200 214V213H199ZM209 215H211L210 213H208ZM264 214V213H263ZM19 215V214H18ZM21 215H23V214H21ZM82 215H83V212H82ZM102 215V214H101ZM111 216L110 217H112V215L113 216H115L114 214H110ZM121 215H123V214H121ZM205 215V214H204ZM207 215V214H206ZM244 215V214H243ZM249 215H251V213L249 212ZM249 215H247V216H249ZM260 215V214H259ZM25 216V215H24ZM36 216H37V214H36ZM47 216V215H46ZM90 216V215H89ZM104 216V215H103ZM107 216V215H106ZM116 216H118V215H116ZM200 216H202V215H200ZM215 216V215H214ZM254 216V215H253ZM263 216V215H262ZM98 217H100V216H98ZM205 217V216H204ZM207 217H208V219H213L212 218V215H211V217H209L208 215H207ZM215 217H217V216H215ZM219 217V216H218ZM217 217V218H218ZM246 217V216H245ZM258 217V215L256 214V216H255V219ZM260 217H261V215L259 216V219H260ZM23 218V217H22ZM45 218V217H44ZM51 218V217H50ZM49 218V219H50ZM97 218V216L95 217V220H99V218L98 219H96ZM108 218V217H107ZM118 218H116V219H118ZM120 218V219H121ZM216 218V219H217ZM220 218V217H219ZM247 218V217H246ZM249 218H252V217H249ZM18 219V218H17ZM19 219H20V217H19ZM52 219V218H51ZM87 219H89V217L87 218ZM116 219H115V217L113 218V220H115L116 221ZM120 219H118V220H120ZM126 219L129 221V223H131V227H130V225L128 226V224L127 225H125L127 222H126ZM207 219V218H206ZM205 219V220H206ZM254 219V218H253ZM252 219V220H253ZM43 220V219H42ZM84 220H86V219H84ZM102 220H103V217H102ZM123 219H121V221H122ZM257 220V219H256ZM262 220L264 221V219L262 218ZM31 221H33V220H31ZM81 221H82V219H81ZM90 220H88V222H89ZM92 221H93V219H92ZM91 221V222H92ZM96 221V223H99V222H97ZM100 221H101V219H100ZM104 221H108V220H105V216H104ZM110 221V220H109ZM208 221H210V220H208ZM218 221H220V220H218ZM258 221V220H257ZM88 222H86V223H88ZM93 222H95V221H93ZM124 222H126L125 224H124ZM211 222H212V220H211ZM249 222H251V224H252V221H249ZM255 222V221H254ZM262 222V221H261ZM42 223V222H41ZM85 223V224H86ZM111 223L112 224H115V222H113L112 221V219H111ZM111 223H109V224H111ZM213 223H215L216 224V222H213ZM212 223V225H214ZM108 224V223H107ZM258 224H260V223H258ZM263 224V223H262ZM40 225H42V224H40ZM39 225V226H40ZM43 225H45V224H43ZM92 226H94V225H97V224H91ZM102 225L104 226V224H103V222H102ZM101 225V226H102ZM116 225H117V223H116ZM115 225V226H116ZM210 225V224H209ZM255 225V224H254ZM38 226V227H39ZM90 226V225H89ZM101 226H99L100 228H101ZM106 226V225H105ZM108 226V228H111V227H109V225H107ZM215 226H217V225H215ZM223 226V225H222ZM253 226V225H252ZM251 226V227H252ZM256 226V225H255ZM0 227H2V226H0ZM98 227V226H97ZM97 227H94V228H97ZM99 227H98V229H99ZM114 227V226H113ZM212 227V226H211ZM218 227V226H217ZM257 227V226H256ZM41 228H42V226H41ZM93 228V227H92ZM93 228V229H94ZM117 228H119V226L117 227ZM117 228H113L115 231H116V229ZM130 228V229H129ZM89 229H91V227L89 228ZM214 229V228H213ZM221 229V228H220ZM219 229V230H220ZM248 229V228H247ZM92 230V229H91ZM90 230V231H91ZM96 230V229H95ZM102 231V228L101 229H99L98 231ZM112 230V229H111ZM125 230V231H126ZM209 230V231H210ZM218 230V231H219ZM39 231V230H38ZM105 231V230H104ZM118 231H119V229H118ZM221 231H223V230H221ZM224 231H225V229H224ZM247 231H249V230H247ZM246 231V232H247ZM94 232V231H93ZM117 232V231H116ZM120 232L122 233V231L120 230ZM119 232V233H120ZM234 232V231H233ZM250 232H251V230H250ZM40 233V232H39ZM118 233V232H117ZM130 233V234H131ZM229 233V232H228ZM244 233V232H243ZM123 234V233H122ZM126 235H127V233H125ZM152 234H153V236H152ZM219 234H221V233H219ZM242 234V233H241ZM247 234V233H246ZM246 234H243V235H246ZM262 234V233H261ZM264 234V233H263ZM157 235V234H156ZM155 235V236H156ZM236 235H238V234H236L235 233V236ZM250 235V234H249ZM23 236V235H22ZM49 236V235H48ZM130 236H133V235H130ZM129 236V237H130ZM231 236H233L232 234H231ZM230 236V237H231ZM235 236H234V238H235ZM27 237V236H26ZM128 237V238H129ZM200 237H202V238H200ZM229 237V236H228ZM242 237V236H241ZM243 237H245V236H243ZM132 238V237H131ZM134 238V237H133ZM135 238V239H136ZM158 238H156L157 240H158ZM204 238L206 239V240H204ZM233 238V237H232ZM261 238V237H260ZM259 238V239H260ZM25 239V238H24ZM28 239V238H27ZM30 239V238H29ZM28 239V240H29ZM152 239V238H151ZM237 239H238V237H237ZM261 239H263V237L261 238ZM132 240V239H131ZM231 240V239H230ZM240 240V239H239ZM256 240L258 241V239L256 238ZM23 242L25 241V240H22ZM134 241V240H133ZM150 241V240H149ZM156 241V240H155ZM244 241H245V239H244ZM264 241V240H263ZM28 242V241H27ZM31 242V241H30ZM131 242V241H130ZM239 242V241H238ZM38 243V242H37ZM40 243V242H39ZM43 243V242H42ZM66 243V242H65ZM35 244V243H34ZM100 244V243H99ZM137 243L135 242V245H136ZM155 244V246H157ZM264 244V243H263ZM27 245H29L28 243H27ZM32 245V244H31ZM129 245V244H128ZM141 245H143V244H141ZM158 245V246H159ZM238 245H240V244H238ZM238 245H237V247H238ZM39 246V245H38ZM82 246V245H81ZM157 246V247H158ZM235 246V247H234ZM35 247H37V246H35ZM234 247V248H233ZM241 247H243V246H239V249L241 248ZM24 248V247H23ZM22 248V249H23ZM40 248V247H39ZM80 248V247H79ZM235 250H233V249ZM243 248H245V247H243ZM105 249V248H104ZM156 249V248H155ZM237 249V248H236ZM238 249V250H239ZM242 249V248H241ZM241 249H240V251H241ZM246 249V248H245ZM0 250H2V248L0 249ZM4 250V249H3ZM38 250V249H37ZM161 250V249H160ZM159 250V251H160ZM233 250V251H232ZM243 251V250H242ZM246 251V250H245ZM244 251V252H245ZM23 252V251H22ZM22 252H20V253H22ZM33 253V252H32ZM34 253H35V251H34ZM37 253V252H36ZM208 253V255H206ZM237 253H239V252H237ZM240 253H242V252H240ZM24 254H25V251H24ZM219 254V255H220ZM246 254H248V252L246 253ZM26 255V254H25ZM27 255H29V254H27ZM26 255V256H27ZM79 255H82V254H79ZM243 255V254H242ZM242 255H238L237 254V256L235 257V259L233 258V260L236 262V263H241V264H244L243 263V261L241 262V260L242 259H244L243 257H242V259L240 260V258H241V256ZM37 256V255H36ZM224 257V258H227V257ZM248 256V255H247ZM162 258H163V256H161ZM213 257V256H212ZM229 257V256H228ZM168 258V259H169ZM211 258V257H210ZM219 258H221V257H219ZM223 258V259H224ZM247 258V257H246ZM255 258H257V257H255ZM261 258V257H260ZM259 258V259H260ZM166 258H164L163 260H165ZM167 259V260H168ZM205 259H203L204 260V262H206L205 261ZM222 259V258H221ZM1 260V259H0ZM202 260V261H203ZM215 260V259H214ZM217 260H219V259H217ZM227 260V259H226ZM230 261H231V258L229 259ZM255 260H257V259H255ZM261 260H263L262 258H261ZM207 261H208V258H207ZM210 261V260H209ZM216 261V260H215ZM220 261V260H219ZM229 261V262H230ZM234 261H233V263H234ZM258 261V260H257ZM260 261V260H259ZM258 261V262H259ZM161 262H162V260H161ZM170 262V261H169ZM203 262V264H205ZM214 262V261H213ZM217 262V261H216ZM221 262V261H220ZM224 261H222V263H223ZM226 262V261H225ZM224 262V263H225ZM245 262V261H244ZM264 262V261H263ZM180 263V264H181ZM218 263V262H217ZM221 263V264H222ZM228 263V262H227ZM232 263V264H233ZM1 264H3V263H1ZM9 264V263H8ZM162 264H165V261L162 263ZM168 264H170V263H168ZM172 264H175V262L174 263H172ZM207 264V263H206ZM259 264H261V262L259 263Z\"/></svg>",
	"mask_w": 264,
	"mask_h": 264
}]
</instances>
